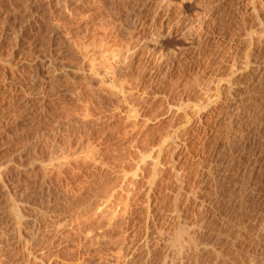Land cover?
<instances>
[{"label":"rangeland","instance_id":"1","mask_svg":"<svg viewBox=\"0 0 264 264\" xmlns=\"http://www.w3.org/2000/svg\"><path fill=\"white\" fill-rule=\"evenodd\" d=\"M103 4L105 5V7ZM186 4L193 5V10H191V12L190 11L187 12V10H185ZM26 8L28 9V11L26 10ZM210 13H212L213 15L220 14L219 16H221V18L223 17L222 25L225 23L224 24L225 27L227 26L228 28L232 24L229 23L230 25H228L227 20L228 22L234 21V26H235L234 44H233L234 63L237 61V64L235 63L237 67L234 65V82L236 83V84L234 83L235 84L234 89L236 90V91L234 90L235 108L232 106L231 107L227 106L228 110L227 107L224 108L220 106V103L221 104L224 103V98L223 96H221L220 98L216 97L217 94L214 90L215 89L214 79L210 78L212 77V75L208 74L207 76H210L208 77L209 79L206 76V78L204 77V79L202 80L203 77L201 78V74L199 73L200 70H202L201 66L202 65L204 67L206 66L205 64L206 62L209 64H212L213 62V64H215L214 63L215 60L216 62L220 60L217 58V55L214 53L216 50L215 47L216 43H214L215 41L210 43V45L208 46L209 48L207 47V49H209L207 50L208 51L207 54H209L207 58L209 59H206L207 54L204 56L203 51H201L203 49V45H202L203 43H200V41L202 42V39H199L200 36L198 35L201 31V28L204 27V24L207 21ZM223 19H226V21L224 20L223 22ZM263 20H264V0H0V174L3 177L5 176L6 178L5 179L0 176V188H1L0 189L1 190L0 191V198H1L0 226L2 225L0 228L2 229L4 228V230H8V231L10 229V233L13 230L16 231L15 227H13L15 224L13 223L14 220H13V216L10 215L11 213L10 211H12L13 206L17 207L18 206L17 204H19L18 206L19 208L17 207L18 209L22 208L20 209V211L22 212L23 210L27 211L26 212L27 215L23 212L26 216L22 214V212L21 214L23 215V220H25L23 221V223L26 222L28 223V225L27 223L25 225L22 224L23 226H21L20 232L17 230L18 233L14 232V234L11 235V234H7L9 233L7 231L6 234L3 233L4 236L1 235V239H4L3 240L4 242L0 239V247L2 245L0 251L2 249L3 251H1V254L2 252L4 253L5 251L6 254L3 255L6 256L8 255L7 258L6 257L4 258L6 259L5 260L6 264H7V259L8 261L9 260L11 261V262L9 261L8 264L11 263L19 264V263H15L16 261L14 260L15 259L14 257L21 253L23 254L22 256L24 257L25 252H27L31 257V258H29V256L26 257V255H28L26 254L25 257L28 258L27 260L29 259L31 260L32 257L34 258L32 259L33 262L29 260L31 262V263L29 262L30 264L32 263L43 264L42 260L46 259V257L49 258L51 262L53 261V264L54 261L55 262L58 261L61 264V262L63 261L62 259H64L66 255L67 257L70 256L69 261L66 260L68 259L66 257V259H64V262H62V264L64 263L76 264L77 262L82 261V260L77 261V258L79 256L81 257V255H83L82 257L86 258V260L83 258V260H85L84 264H87L89 260L91 261L88 264H91L93 261L95 262L97 259L98 262H96V264H98L99 261L100 264H107V263L113 264L114 258L117 260V257L120 256L121 253V252H117L118 250L120 251V248H122L119 245L124 244V242L126 243V240H128L130 237L132 240L130 243L129 242L130 239H129L128 243L130 244V246L131 244H133L132 249L133 246L136 245L134 248L135 251L132 250L130 246L126 249V246L128 244L127 245L124 244L123 247L125 245L126 246L124 247L125 249L122 248L121 250L123 251L121 253L122 255L128 253L127 250L129 249L130 251L129 255L132 250V254L133 252H135L136 253V254L134 253V255H136L135 257L139 258L140 256H138L137 254L139 253L140 255L141 252L140 249H142L140 247H143V250L144 249L147 250L149 249V247L157 248L156 244L157 242H159L158 247L160 245L162 246L163 243L167 245L166 246L164 244L163 247H159V248H162L163 250H168V252L172 251V254L174 252L178 254L180 253L178 256V261L176 260L177 254L175 253L174 255L171 254L172 256L170 255L171 257L167 259V261L169 260V262L170 259L171 262L173 259L172 262L173 264H178L179 260L180 263L183 264H195V263L196 264L198 263L226 264L225 261L228 262L227 264H235V263L240 264V262L241 264H250L251 262L252 264H261V262L262 264H264L263 262L264 261V248H263L264 247V228H263L264 227V95H262L264 94V86L262 85L264 84V78L262 79L263 81H260L263 83L260 84V82L258 83V81L257 82L254 81L255 82L254 85L253 80H261L259 79L260 77L258 75L257 76L255 75V77H257L258 79L257 78L252 79L251 77L252 83L249 82L251 81V79H249L250 78L249 73L247 72L249 71V69L246 70L244 68L246 66L245 62H247L246 59L249 53H253V52L258 53V56L256 57L259 58H256V61L258 63H260V61L261 63L262 61L264 62V57H263L264 32L262 29L264 25ZM119 23L120 25L122 24L123 26H120ZM159 27H163V28L162 30H159L157 32L156 29ZM235 28L238 32L235 30ZM175 31H177L176 36L171 40H167L164 45L165 47L161 49V47L159 46V42L161 41V39L158 38V36L161 35V32L166 34L165 36L166 38H169ZM186 38L189 39L187 40V42H185ZM229 46L230 45H228V47ZM228 47H227V51L229 52ZM183 48L186 49V51L188 52L190 51L191 54L186 52L185 53L186 55H183V57L186 58L185 59L186 61L184 59H183L184 61L179 60L177 62V65H180V62L181 65L184 64L183 67L186 73L185 72L180 73L181 72L180 69L179 71L177 70L178 73H176V69L173 70L175 71L173 72V74L172 72H168L169 67L166 68V66H168L167 63L171 62L172 60L176 62L177 60L174 58L173 52H176V50ZM192 53L194 55H192ZM199 53L202 54L198 55ZM213 54H215L216 56H213ZM203 56L205 60H203ZM41 67H43L42 69H45L47 67V70L45 71L43 76L40 75L39 68ZM211 67L214 68V66L212 65L210 66V68ZM238 67L240 68L239 71L237 69ZM198 68H200V70ZM196 69H198L197 72L195 71ZM227 70L225 71V73L226 72L229 73V71ZM211 72H213V70L209 71V73ZM168 73H171L172 75ZM195 77L200 78L201 82L198 79L197 81ZM207 79L209 80L208 82ZM248 79L249 81H247ZM210 80L211 83H209ZM239 80L241 81L238 82ZM194 82L196 84L198 82L199 83L203 82L202 85H204L205 83L207 85L211 84L210 85L211 87L205 84L200 88V86L196 85ZM237 82L238 83L242 82V83L238 84ZM251 84L254 85L255 89L254 87L253 90L251 89L252 88ZM213 86L214 88H212ZM256 86H259L258 88L261 90V92L259 89L256 90L257 88ZM47 87L48 88L50 87L51 89L49 88L50 89L49 90ZM204 87H206V89ZM43 91L46 94L43 93L42 96L40 92ZM253 91L255 92L254 94L256 95L252 94ZM247 92H249L248 95ZM251 99L254 100L252 101ZM129 105L136 106V108L137 106L139 107L138 109H140L141 111L137 114V116H133L131 112L128 113ZM195 105L197 108L195 107ZM252 105L253 107H251ZM140 107H142L143 109H141ZM213 108L216 109L215 110L216 113L218 109V111L221 113V115L219 113L220 117L223 116L224 112H226L227 114L230 113V115H227L225 113L226 115L224 114L225 116H223L225 117L227 122L223 117L220 118L219 115L215 114ZM229 108H231V110H229ZM142 111L146 114L141 113ZM247 112H249L250 114L249 113L247 114ZM130 113L131 115H129ZM242 114L244 115L243 118L241 116ZM213 115L215 117L217 115L220 119L217 117L216 118L212 117ZM247 115L250 116V119L249 117H246ZM227 116H231V117L227 119ZM227 123H230V125L228 124L229 130H227L228 127ZM231 123L233 126L231 127L232 130H230ZM81 128L82 130L84 129V131L82 132L88 133L90 131L89 132L90 136L92 134L91 137L90 136L88 137L87 134L85 138H83L84 141L88 139L89 141L88 146H90V148H91L90 143H92L93 140L95 141L97 139V141L93 143L95 144L96 148L95 147L93 148L92 146L91 149L92 150L96 149L97 151L100 149L99 151L102 152L99 153L103 154V155L100 154V156L103 157L100 158L94 157L95 160H93V162L96 161V159L100 162L101 160L99 159L103 158L102 159L103 162H106L104 165L103 162L102 164L101 162L99 163L101 165L97 164V161L91 163L92 160L91 162H89V164H87L88 162L85 161L86 158H84L83 156L85 154H82L84 159L81 158V154H80V152L82 151L81 150L82 146L83 145L87 146V144L85 143L81 147H79L82 143H84V141L81 144L78 143L80 145L77 146V142H78L77 139H76L77 142H75L76 146L75 145L72 146L79 148L75 149L72 147L73 150L67 153L73 155L72 154L73 151L78 150L79 152H77L76 155H74V158L76 159L77 157L75 156H78V154H80L78 156L79 157L78 159L81 158L82 162L78 161V159H77L78 162L76 161L77 163L80 162L79 163L80 165L75 163V161L69 163L67 162L69 160L66 161L65 160L66 158L65 159L64 157L62 158V156H65L64 154H62V152L63 151L65 152L66 149L68 151V148L71 147L70 145L74 144L73 141H71L73 143L69 142L68 136L71 134L72 131L75 132L76 130L79 129L81 131ZM223 128L226 131H230L231 134L232 132L234 133L231 136L229 133H226V131L223 130ZM87 129L89 131H85ZM67 130H69L70 132ZM91 131L93 133H91ZM66 136L68 137L67 140H66L67 138ZM92 137L94 138L91 139ZM224 137L225 139H222ZM229 137H233V139L230 138L229 140ZM75 138L76 137L73 138L74 141ZM90 139L92 140V142ZM65 141L67 142L66 145L70 143L69 145L70 147L69 146L67 148L65 147L66 149L64 150V147L63 149L61 148L62 146L65 145ZM230 141L232 144L230 143ZM98 142H100V144H98ZM226 143L228 145H226ZM146 144H148L149 146L148 145L146 146ZM148 147L149 148L153 147V148L149 149ZM233 147L234 149L231 150ZM146 149H148L147 152L145 151ZM58 152L59 153L61 152L60 157ZM95 153H97V155L94 156L99 157L98 152L95 151ZM71 155L69 158L71 157L73 158V156ZM147 155L151 156L150 157L151 159L149 158V156L147 158ZM143 156L144 157L146 156L145 158L147 159L144 160ZM58 157L60 158L59 160L61 162L62 160H65L67 162L64 163L63 161L62 163L64 164H62V167L60 165L61 167L60 169L62 170L64 177L65 175H68L69 172L74 171V169L71 168L70 165H68V163L69 164L73 163L76 167L78 165L79 167L77 168L78 172L77 170H75L76 171V172L74 171L75 173L74 172L70 173L69 177L67 176L65 177V179L62 178L63 176L61 177L60 175L62 173L61 171L60 172L58 171L60 174H56L58 173L56 169L57 168L56 164L60 163V161H58V163L57 161H55L56 162L55 163L53 160H56ZM153 157L155 160L153 159ZM142 159L144 160V163L142 162L143 161ZM86 160L88 161L89 159ZM155 161H157L156 163H158V164L155 163V165L157 166L153 165ZM83 162L84 164L88 165L87 168H90L91 169L90 171H88V169L87 170L85 169L86 166L83 164ZM91 164H93L94 167L96 165L97 168L96 167L92 168ZM44 165L45 166L47 165L49 168L47 166H46L47 168H45ZM52 166L55 168H53ZM64 166L66 168H64ZM101 166H103L102 169L100 168ZM52 168L54 171L52 170ZM62 168H64L67 172L64 171ZM92 169L93 171L94 169H97L95 171L96 173L97 172L98 173L93 174ZM80 170L82 173L80 172ZM120 170H123V173ZM42 171L44 172L42 173ZM51 171H53L52 172V174L54 173L53 175L50 174ZM87 171L89 173L92 172L91 175L89 174V178L86 177L88 176ZM118 171L120 172L117 173ZM154 172L155 174H153ZM76 173L77 174L81 173V175L78 174V177L80 179L76 176L75 177L72 176V174L77 175ZM83 173L87 174L85 177L91 180L93 179L91 178L92 176L96 177L99 174V176L101 175L103 177L102 178L100 176V178H102V182L105 177L106 178L108 177V179L106 178L104 179L106 183L107 180L108 181L111 180L110 182L113 183L114 180L117 181V179H119L118 177L120 178L125 177L123 176L124 173H126L128 176L127 178L126 177L123 178L122 181H120L122 178L119 180L121 182L120 184L124 185L123 188H121L122 185H119V181H117L119 187L117 186V183L114 186L115 189L118 187L116 189L117 191H121L119 192L120 194L118 193V196H116L117 191H114L111 197L109 194H112V192L108 193V191L106 190L109 195V198L107 199L106 194H103L102 195L103 201L102 203H100V199L102 200V196L98 195L99 194L98 191L102 192L103 190L102 189L98 190L94 188H99L96 186H100V188H103L102 184H106V183L101 182L100 185L99 182L101 180H99L100 179L99 176H97L99 179L97 177L96 179L94 178V180H99V182L96 181L97 183L94 180H93L94 182H91V180L87 181L86 178L84 179V175L82 178ZM120 173L121 175L122 174L123 175L120 176L119 175ZM43 174L45 175L50 174L48 177L52 181L53 183L52 185L51 183H49L51 181L48 182L46 180L47 177L45 175H44L45 177L44 176L42 177ZM56 175L59 176L57 177ZM40 177L45 179L42 180V178L40 179ZM70 177L71 178L73 177L71 179L73 180V182L70 180ZM66 178H69V180H66ZM60 179L61 181L62 180H64L65 182L67 181L66 183L68 184L70 183L68 187L71 185L70 189L76 188L77 191L75 189L76 192L74 191L75 193H73L74 189L70 191V189L67 186H66L67 188L64 187L65 185H67L64 181L61 183L65 185L64 186L61 185ZM129 179L134 182L132 183V181H130ZM152 179H153V184L151 185L150 181ZM74 180L77 181L74 182ZM80 180L81 182L85 181L82 183L83 185L87 182L90 183H87V185L83 186L81 182H79ZM59 183L60 185H58ZM71 183L73 184L76 183L77 185L75 184V186L72 187L73 184ZM95 183L96 185H94ZM112 183L111 185L109 182L107 184L112 186ZM48 184L51 185V186L49 185L50 187L52 186L54 187L52 191L55 194H53ZM79 184L82 186H80ZM109 185H107L106 188L104 186V191L105 189H107ZM89 186L90 187L92 186L94 190L91 187L87 192L89 195L88 194L86 195V192L83 193L82 191L85 190L84 188H86L85 191H87ZM47 187L49 188L48 190L49 192H47L46 194L44 193V191L45 192L47 191L48 189ZM80 187H82L81 190L78 189ZM60 188H63L65 192L62 191L63 189L60 190ZM5 189L7 190L8 194L6 193ZM59 190L61 191V193ZM78 190H80L82 192L81 194L84 195L82 196L81 194H79ZM90 190L91 192L93 191L95 192L94 194H96V197L101 196V198L95 199V196L90 197L91 195H93V194L90 195ZM67 191H69V193ZM2 192L6 193L5 194L6 196H2L3 195ZM48 193L50 194L51 197L49 196ZM57 193L58 195L59 193L61 195V196H57L59 197L58 199H56L55 196ZM63 193L64 194L67 193L69 197H66L67 195H64ZM45 194L48 197V201H50L49 199L52 198L54 201L56 200L55 201L56 203L53 200H51L54 202V204L53 202L50 201L51 206L55 205L54 207H52L54 209L52 208L48 209V206L50 207V205L47 206V203L45 204V202H47V199H44L47 198ZM14 195L15 197L13 199L12 197ZM70 195L72 198L74 197L75 201L79 195L81 196L78 197V201L73 202L72 201L73 199L72 200L70 199L71 198ZM16 196L18 197L17 199ZM84 196L86 197L88 196V198L90 197L89 200L95 199L96 202L95 200H93L95 203L97 204L99 203V205L102 204L103 206L100 205L98 209H96V207L93 208V206L92 207L90 206V208H93L90 209L89 211L91 213L90 214L89 212L87 213L89 214V216L85 215L86 211L84 209L87 207L85 205V202L87 201L88 203L89 200L81 201V198H83ZM113 196L114 199L115 197L117 198L119 197V198L116 200H111ZM26 197L29 198L27 199ZM62 197H64V200ZM86 197L84 198L86 199ZM8 198H10L11 200H9ZM67 198L72 202L73 205L74 204L79 205L80 208L82 203L80 204L79 200L81 202L85 201L81 209L76 207L78 211H83V210L85 211V214L84 211L80 212L84 216L78 213L77 215L80 214L82 216V217L78 216L81 219L76 217L77 215L74 216L75 218L73 216L72 217L74 218V220L77 221L76 223L87 222V224L85 225H87L89 229L93 227L94 229H91L92 231L88 230L90 231V233L93 232L97 236L98 234H100L99 236H102L104 230H106L107 233L109 231L111 232L110 228H108L107 230L108 225L110 227V225L112 226V223L114 224L116 223L114 221H118V223H116L115 226L121 223L122 225H119V227L121 226V229L125 230L126 235L124 236L123 232H121L120 234V228L116 229V227H114L113 224L114 228L112 227L111 228L114 229L113 230L114 232L115 230H117L115 232L116 235L114 232H112L114 234H110L109 232L110 235H108L106 238V240H108L109 242L107 241L106 243L110 244L111 238H113L114 236H118V237L115 238L117 239L116 241L112 240L114 241L113 244L110 245L108 244L110 246V248H108L109 246L105 243V241L101 240V237H99L101 240L100 243L99 238L95 235L93 236L92 235L93 233H91L90 235V233L86 231L87 230L86 226L82 224L84 225V226L81 225L83 231L80 228H79L80 230L79 229L78 230L86 234L89 233V236H91V240L94 239L95 237L96 239V240L94 239L95 244H97L98 242H99L98 244H102V246L100 245L101 247H99L98 245L94 246L93 245L94 242L91 244L89 242L91 240H89L87 235V237H85L88 238L89 240L88 241L89 243L87 244L88 246L92 245V248L86 246L88 247L87 250L85 247L86 253L82 251L83 253H85L86 255L85 256L82 252H80L81 249H79L78 247V245L81 244H76L79 242L77 241L75 243L74 240L76 241L80 239L79 238L80 235L83 234L82 235L83 240L82 237L80 239L82 240V242L79 240L81 243H83L84 241L87 240L84 238L86 234L82 232L79 233V231L76 230L80 234L78 235L75 229H77L79 225L76 224L74 220H73V224H71L72 220L69 219L71 222H69V220H66L67 218L71 217L70 212L69 214L67 213V211H69L70 209L69 208L70 201ZM18 199L20 201L22 200L23 201L18 203L17 202L19 201ZM34 199L37 202L35 205L36 210L39 207L38 206L39 204H41V206L43 207L40 208L41 207L40 206L37 212L33 207L34 212H36L34 213L35 215L38 214V212L40 211H41L40 212L41 215L42 209H46V208H47L46 210L49 213H51V214L48 213L49 216L47 214L45 215L46 210L45 212L43 210L44 213H42V217H41L42 219L38 214L37 216L39 218H37V216L36 218L42 220V221L38 220L39 222L38 225H36L38 223L36 222L37 220L36 221L34 220L36 219L33 216L34 214L28 215L29 212L33 213L31 212L33 210L31 207H32V202L35 201ZM38 199L39 200L42 199L41 201H43L42 202L43 204L40 203L41 201H39ZM59 199L64 202H60ZM8 200L9 202H5ZM91 200L89 202L94 203ZM4 202L7 203L8 205H6ZM29 202L31 203V205L29 204ZM91 203L90 205H93ZM58 204L61 205L58 206L59 209L65 208L63 206L66 205L67 207L68 205L67 207L68 210H66L67 208H65L63 209L65 210L64 212L61 209L62 210L61 212V210L55 208ZM8 207L9 208L11 207V209H9ZM107 207L108 209H106ZM6 208H8V210ZM88 208L89 207H87L86 210ZM55 209L57 211L54 212L55 214L58 213V211H60L58 213L59 216H61V217L58 216L59 219L58 218L56 219L58 214L54 215L53 211L50 212L51 210H55ZM103 210H105L104 213H102ZM63 212L66 213V217L62 216L64 215ZM92 212L95 214H93ZM96 213L100 215L98 216L96 215ZM31 215L33 218L28 217ZM85 216L86 217L88 216L87 218L89 219L91 218L94 220V221L90 220L93 221L91 222L92 226L88 224L89 221L85 219L86 218ZM24 217H26V219ZM72 217L71 219H73ZM8 218L9 219L12 218L10 219L11 221L9 222H11V224L13 223L14 224V225L12 224L13 226L8 222L9 220ZM43 218H45L44 220L45 222L48 220L46 224L43 222ZM60 218L61 219L64 218L63 219L64 221L61 220ZM82 218H83V222H81ZM109 218L112 219L111 220L112 223ZM127 218L129 219V222L130 220L132 221L130 223L129 222L127 223L129 225L126 224V222L128 221ZM180 218L182 219L181 222H180ZM32 219L34 222L32 221ZM52 219L55 222L57 220L58 224H60L58 221L62 222L61 223L62 225L64 224L63 222H65V224H67L68 227L70 226L71 228L72 225L76 224V227L78 225L77 228H74L75 226H73L72 229L67 227V229H69L70 231L65 229L66 227H63L65 230H67L70 233H74V232L75 234L77 233L76 234L77 236L75 235L76 239L70 237L75 243V246L73 245L74 243H72L71 239L66 237L67 235L60 233L63 232L62 230L64 229H61V231H55L54 233V230H56L57 228L59 229V227L60 228L62 227L60 226L61 224L59 226L54 227L57 223L53 222ZM124 221L125 223L123 226ZM40 222L41 223L43 222L42 224H44L45 226L49 223L50 226L52 224H55L54 226L52 225L53 228L55 229L54 230L52 229L53 230L52 232L51 227L49 225L47 226V229H44V226ZM66 222H69L71 225H69ZM199 222L200 225H197L199 224ZM32 223L33 225H31ZM235 224L236 225L240 224L238 225L240 227L239 230L237 229L238 226H236ZM26 225L28 227L31 225V227L28 228ZM231 225H233V227ZM7 226L9 229L6 228ZM10 226L12 227L10 228ZM33 226L36 228L34 229ZM37 226H39V228ZM128 226H130L131 230L129 229ZM25 227H27L29 230L34 229L35 232L38 233L35 234V232L32 231L34 232V235H36V237L33 236V238H35V240L37 239V241L39 240L43 242L40 245L42 247L43 245H45L44 246L45 248L43 247L41 248V251H39L41 246L39 245V247H37L38 245H36V247L34 246V248L37 249L34 250L32 248L31 250V247L33 245L29 246V243L27 242L29 238L27 237V235L28 236L31 235L32 232L30 231V233L27 234L29 231L27 229L25 230ZM158 227H160L159 228L161 230L160 232L161 233L163 232L162 233L163 236H161V233L158 234L159 231L157 229ZM172 227L174 228L173 230ZM226 227L230 231L227 230ZM258 227H260L261 229H258ZM37 228H38V232H37ZM41 228L43 231L44 230L47 231H44L43 233ZM126 228H128L127 230H129L127 232L128 234L126 233L127 231ZM152 228L154 230H151ZM2 229H0V232H3ZM39 229L42 231L43 234H45L48 231L50 233L49 232L46 233V235L47 234L49 235L45 237V235H42ZM101 229L104 230H102L101 232ZM156 229H157V233H156ZM167 229L169 230V232ZM240 229H242V231ZM164 230L167 231L165 232ZM237 230L238 232L241 233L238 234ZM24 231H26L25 234L26 237L25 235L23 236V234L25 233ZM39 231L41 234L39 233ZM94 231H96L98 234ZM106 231L104 232L105 235L107 234ZM148 231L150 233L153 231L155 232L152 233L153 236L155 235L154 237L155 239L152 237V234L150 235ZM183 231L185 233H183ZM203 231L204 233H202ZM228 231L229 233H232L231 231H233V233L229 234ZM136 232L139 233V235L135 234ZM191 232L193 235L190 234ZM15 233L18 235H15ZM51 233L53 236H55V238L52 235H50ZM57 233L60 235V237L61 236L63 237L65 235L66 239L63 238V240L64 239L67 240V241L64 240L67 243L61 240L62 237L61 238L57 237L58 239H60V241L58 243L59 245L56 244L58 242V239L56 238ZM63 233L66 232L64 231ZM140 233L142 234L140 235ZM201 233L203 236L201 235ZM242 233H244L243 236ZM225 234L229 237L230 235H232L231 239L228 238ZM237 234L239 236H236ZM37 235L41 237L39 238ZM72 235L74 236V234ZM105 235L103 236L104 239L106 237ZM121 235L124 236L125 238H127L128 235L130 237L128 236V239L125 240V238L123 237L119 238ZM136 235H138V239L133 238L134 236L137 237ZM149 235L150 237H148ZM10 236L14 238L13 240H16L18 242V243L16 241L14 242L12 240L14 244L16 243L15 245L18 248L22 246L21 249L23 250L25 249L26 251H23L19 248L18 250L19 251L21 250L20 251L21 253L17 252L19 253L17 254L15 252L17 250L15 249H14L15 251L13 250V248H15L16 246L10 244L12 243L10 242L11 241L10 238L12 239V237ZM17 236L19 237L18 239L16 238ZM50 236L52 237V239L49 238ZM166 236L171 238V239L168 238L169 241L167 243L170 242L169 244H167L166 241H163L167 238ZM7 237H10L8 238V241H7ZM140 237L141 238L144 237L142 241ZM158 237L160 239H158ZM247 237L249 238V240ZM53 238L54 240H56V243L54 242ZM42 239L44 240L42 241ZM133 239L134 240L137 239L139 243L137 240H135L133 243ZM5 240L10 245L7 242H5ZM24 240L26 244L23 242ZM120 240L123 241V243H121ZM150 240L152 241V243L150 242ZM197 240L199 243L197 242ZM237 240L238 242H236ZM48 241L50 242L52 241L57 245V247L55 245L54 248L52 246L54 244H51V246L49 244H44L45 242L50 243ZM61 241L64 242V245L66 247L69 246L71 249L69 247L66 248L64 245H62L61 243L63 242ZM68 241L71 242L68 243ZM119 241L121 244H119ZM160 241L163 242L161 243ZM102 242H104L105 244ZM149 242L150 244L155 243L154 246L151 245L152 246L151 247L148 244ZM180 242L183 244L180 245ZM233 242L235 243V245H233L234 244ZM1 243L6 244V245L4 244V249H3V244ZM228 243L230 245H228ZM116 244L118 245L115 246ZM225 244L227 245L225 246ZM237 244L240 245L237 246ZM11 245H13V248H10ZM46 245L52 247L53 250L51 248L49 249V247H47ZM60 245L61 247L64 246L66 248V252L64 251L65 248L62 251L63 247L61 248ZM105 245L107 247V248L105 247V249L107 250L104 252L103 247ZM112 245H114L113 248L115 247L118 248L117 250L116 248L114 249L116 250V255H113L111 253L113 250L110 252V254L114 256V258L110 254H108L109 253L108 251L113 249ZM176 246L178 248H176ZM93 247H97V250L95 249L96 252L99 250L98 248H101V250L103 248V251L100 252L101 251L100 250L96 253L93 250ZM240 247L242 250L239 249ZM5 248L8 250L10 249L11 251L10 250L9 251L11 253L8 250H5ZM60 248L61 250H58ZM231 248L233 249V252ZM256 248H258V250ZM89 249L92 250L90 251ZM67 250L69 255L67 253ZM70 250L72 251L75 250L76 253L78 250V253L74 254L73 252L75 251L72 252ZM137 250L140 252H138ZM212 250H214L215 252H213ZM46 251L48 252L50 251L51 253L50 252L48 253ZM54 251L59 252L61 255H57L59 253L56 254ZM87 251L90 254L93 253L94 257L90 255ZM220 251L222 254L220 253ZM222 251L225 252L223 253ZM53 252L57 256H54L55 254H53ZM70 252H72L76 256L78 255V257L75 258L74 261H72L73 256H71L73 254L72 253L70 254ZM255 252H257L258 254ZM46 253H48L47 254L48 256L46 255ZM98 253H100L99 254L100 256H98ZM106 253L110 255L109 257L113 258L112 262L110 261L112 260V258L109 257L108 259L106 258L108 256ZM118 253L119 255L117 256ZM230 253H234V254L236 253L237 254L236 258L234 257L235 256L234 254H230ZM1 254H0V258L1 256H3ZM40 254H42L41 256H43L44 258L41 257ZM94 254H97V256ZM104 254H106L107 256ZM216 254L218 255L220 254L221 257L218 258ZM227 254L230 255L227 256ZM63 255L64 258L62 257ZM101 255L104 256L105 259L102 258ZM127 255H124L125 257L124 256L122 257L126 258L125 260L135 259V257L134 258L131 257L130 259L129 255H128L129 258L126 257ZM223 255L224 256L226 255L227 257L226 256L224 257ZM259 255H261L262 257L260 258ZM22 256L19 255V258L21 260L19 258L18 259L20 261L17 259L18 257L17 256L16 257L17 261H19L21 264H26V263L29 264L28 261L25 260V257L24 259L21 258ZM183 256H185V258ZM222 256L224 257V259ZM230 256L232 258L234 257L233 258L234 260ZM12 257L14 258L13 260L11 259ZM88 257L91 259H89ZM122 257H119V259L121 258V261L118 259V261L116 262L120 261L119 263H121L123 261L122 264H124V262H127L124 260V258L122 259ZM215 257L217 258L215 259ZM70 258H72L71 262H70ZM87 258L89 259L88 261ZM92 258H94L93 261ZM2 259H0V264L4 262V260ZM22 260H25L26 263H24V261ZM36 260L40 262H37ZM174 260L176 261L174 262ZM232 260L234 262H231Z\"/></svg>","mask_w":264,"mask_h":264},{"label":"bare ground","instance_id":"2","mask_svg":"<svg viewBox=\"0 0 264 264\" xmlns=\"http://www.w3.org/2000/svg\"><path fill=\"white\" fill-rule=\"evenodd\" d=\"M27 3H28V2H27ZM94 3H95V2H94ZM103 3H104V2H103ZM96 4H97V3H96ZM101 4H102V3H101ZM26 5H27V4H26ZM103 5H104V4H103ZM109 5H110V4H109ZM20 6H21V5H20ZM27 6H28V5H27ZM96 6H97V5H96ZM25 7H26V6H25ZM25 7H24V8H25ZM104 7H105V5H104ZM26 10L28 11L27 8H26ZM30 10H31V9H30ZM49 10H50V9H49ZM185 10H187V12H189V11L191 12V10H193V5H192V4H186V5H185ZM233 12H234V11H233ZM219 13H220V12H219ZM211 14H212V13H210V15L208 16V19H207V21L205 22L204 27L201 28V31H200V33H199L198 36H200L199 39H202V42H201L200 40H199V41H200V43H203V44H202V45H203V49L201 50V51H203V53H204L203 55L205 56V55L207 54V52H208L207 50H209V49H207V47L210 45V43H212V42L215 41L214 43H216V44H215L216 50H215L214 53L217 55V58L220 59V60L217 61V62H216V60H215V62H214L215 64H213L212 61H211L212 64H209V63L206 62V63H205L206 66H205V67H204L203 65L201 66L202 70H200V68H198V69L200 70L199 73L201 74V78L203 77L202 80L204 79V77L206 78V76H207L208 74H209V75H210V74L212 75V77L207 76V78L210 77V78L214 79V84H215V85H214V86H215V89H214V90H215V92H216V94H217L216 97H217V98H220L221 96H223V98H224V103H222V104L220 103V106H221V107H224V108L227 107V106H228V107H231V106L234 107V99H235V98H234V90H235V89H234V86H235V84H236V83L234 82V65L236 66V64H237V61L235 62L236 64L234 63V45H233V44H234V27H235V26H234V21L228 22V20H227L228 25H230L229 23H232V24H233V25L231 24V26H229V27L227 28V26L225 27V25H224L225 23L223 24L224 26L222 25V18H223V17L221 18V16H219L220 14H218V15H217V14H214V15L212 14V15H211ZM233 14H234V13H233ZM233 14H232V15H233ZM119 20H120V17H119ZM121 20H122V19H121ZM224 20L226 21V19H223V22H224ZM232 20H234V19H232ZM115 21H116V20H115ZM118 22H119V21H118ZM242 22H243V21H242ZM116 23H117V22H116ZM121 23H122V22H121ZM263 23H264V20H263ZM239 24H240V23H239ZM119 25H120V23H119ZM226 25H227V24H226ZM120 26H123V25L121 24ZM162 26H164V25H162ZM236 26H237V25H236ZM242 27H243V26H242ZM162 28H163V27H159V28L156 29V31L158 32L159 30H162ZM229 28H231V29H229ZM237 29H238V28H237ZM262 29H263V32H264V25H263ZM235 30H236V28H235ZM202 31H203V32H202ZM236 31H237V30H236ZM237 32H238V31H237ZM162 33H163V32H161V35L158 36V38L161 39V41L159 42V46L161 47V49H162L163 47H165L164 45H165V42H166L167 40H171V39H173V38L176 36L177 31H175V32H174L169 38H166V37H165L166 34H165V33L162 34ZM235 34H236V33H235ZM183 35H184V34H183ZM183 35H182V36H183ZM182 40H183V39H182ZM187 40H189V39L186 38V41H185V42H187ZM158 41H159V39H158ZM183 41H184V40H183ZM200 43H199V44H200ZM190 45H191V44H190ZM202 45H201V48H202ZM216 45H217V46H216ZM228 45H230V46L228 47ZM227 47H228L229 52L227 51ZM196 48H197V47H196ZM208 48H209V47H208ZM186 49H187V47H186ZM186 49L183 48V49L176 50V52H173V53H174L173 56H174V58L177 59V60H176V62H174V61L172 60L171 62H168V63H167L168 66H166V68L169 67L168 72H172V74H173V72H175V71H173V70H175V69H176V73H178L177 70L179 71V69H180V71H181L180 73L185 72L184 67H183L184 64L181 65V62H180V65H177V62H178L179 60L182 61L183 59H184V60L186 59L185 57H183V55H186L185 53L188 52V51H186ZM188 49H189V48H188ZM198 49H199V48H198ZM225 49H226V50H225ZM254 50H255V49H254ZM250 51H251V50H250ZM191 52H193V51H191ZM248 52H249V51H248ZM171 53H172V52H171ZM188 53H190V51H189ZM190 54H191V53H190ZM201 54H202V53H199L198 55H201ZM215 54H213V56H216ZM170 55H172V54H170ZM187 55H188V54H187ZM192 55H194V54L192 53ZM192 55H191V56H192ZM208 55H209V54L206 55V59H209V58H207ZM261 55H262V54H261ZM261 55H260V56H261ZM263 55H264V54H263ZM173 56H172V57H173ZM196 56H197V55H196ZM204 56H203V60H205V59H204ZM256 56H258V53H256V52L249 53L248 56H247V59H246L247 62H245V63H246V66L244 65V66H245L244 68H245L246 70L249 69V71H247V72L249 73V76H250L249 79H251V77H252V79H253V78L255 79V78H257V77H255V75H256V76L258 75V76L260 77L259 79H261V80H253V82H254V81H256V82L258 81V83H259L260 81H263L262 79L264 78V62L262 61V63H261V61H260V63H258V62L256 61V58H259V57H256ZM199 57H202V56H199ZM263 57H264V56H263ZM213 58H214V57H213ZM215 58H216V57H215ZM217 58H216V59H217ZM188 59H190V58H188ZM188 59H187V60H188ZM200 59H201V58H200ZM243 59H244V58H243ZM184 60H183V61H184ZM191 60H192V59H191ZM210 60H211V59H210ZM210 60H209V62H210ZM235 60H236V58H235ZM185 61H186V60H185ZM189 61H190V60H189ZM189 61H188V62H189ZM192 61H193V60H192ZM213 61H214V59H213ZM200 62H201V60H200ZM184 63H186V62H184ZM192 63H193V62H192ZM189 64H190V63H189ZM189 64H188V65H189ZM201 64H203V63H201ZM186 65H187V64H186ZM211 65L214 66V68L211 67V68H212V69H211V68H210ZM44 66H45V65H44ZM199 66H200V65H199ZM199 66H197V67H199ZM182 67H183V68H182ZM185 67H186V66H185ZM236 67H237V66H236ZM241 67H242V66H241ZM42 68H43V67L39 68V70H40V75H41V76H43V74H44L45 71L47 70V67H46L45 69H42ZM189 68H190V67H189ZM198 69H196L195 71L197 72ZM227 69H228V70H227ZM237 69H238V71L240 70L239 67H238ZM242 69H243V68H242ZM48 70H49V69H48ZM210 70H213V72L209 73ZM226 70L229 71V73H228V72L225 73ZM186 71H187V70H186ZM166 72H167V69H166ZM46 73H48V72H46ZM180 73H179V74H180ZM185 73H186V72H185ZM185 73H184V74H185ZM199 73H198V74H199ZM223 73H224V74H223ZM248 73H247V74H248ZM166 74H167V73H166ZM168 74L172 75L171 73H168ZM194 74H195V72H194ZM196 74H197V73H196ZM225 74H227V75H225ZM243 74H244V73H243ZM247 74H246V75H247ZM180 75H181V74H180ZM182 75H183V74H182ZM184 76H185V75H184ZM175 77H176V76H175ZM247 77H248V76H247ZM195 78H196V77H195ZM197 79L200 81V78H196V80H197ZM208 79H209V78H208ZM208 79H207V82L209 81ZM249 79H248L247 81H249ZM252 79H251V81H249V82L252 83ZM257 79H258V78H257ZM198 80H197V81H198ZM205 80H206V79H205ZM240 81H241V80H239L238 82H240ZM242 81H243V80H242ZM175 82H176V81H175ZM200 82H201V81H200ZM238 82H237V83H238ZM244 82H245V81H244ZM194 83H195V82H194ZM198 83H199V82H198ZM198 83H197V84L195 83V84L198 85V86H200V88L206 84V83H205L204 85H202L203 82H202V83H199V84H198ZM209 83H211V80H210ZM212 83H213V82H212ZM234 83H235V84H234ZM241 83H242V82H241ZM241 83H238V84H241ZM261 83H263V82H260V84H261ZM200 84H201V85H200ZM206 85H207V84H206ZM210 85H211V84H208L207 86H210ZM254 85H255V82H254ZM254 85L251 84V86H252L251 89H252V90H253ZM257 85H258V84H257ZM262 85L264 86V84H262ZM214 86H213L212 88H214ZM35 87H37V86H35ZM187 87H188V86H187ZM187 87H186V88H187ZM210 87H211V86H210ZM249 87H250V86H249ZM256 87H257L256 90L259 89V88H258L259 86H256ZM260 87H261V85H260ZM47 88H48V87H47ZM49 88H50V87H49ZM49 88H48V89H49ZM204 88L206 89V87H204ZM207 88H208V87H207ZM236 88H237V87H236ZM50 89H51V88H50ZM50 89H49V90H50ZM205 89H204V90H205ZM254 89H255V87H254ZM34 90H35V89H34ZM210 90H211V89H210ZM259 90H260V89H259ZM235 91H236V90H235ZM249 91H250V90H249ZM201 92H202V91H201ZM212 92H213V91H212ZM251 92H252V91H251ZM251 92H250V93H251ZM256 92H257V91H256ZM260 92H261V90H260ZM40 93H41L42 96H43L44 91H43V92H40ZM248 93H249V92H247V95H248ZM254 93H255V92L253 91L252 94H254ZM31 94H32V93H31ZM44 94H46V93H44ZM39 95H40V94H39ZM187 95H188V94H187ZM254 95H256V94H254ZM262 95H264V94H262ZM42 96H41V97H42ZM190 96H191V95H190ZM249 96H250V95H249ZM44 97H45V96H44ZM214 97H215V96H214ZM236 98H237V97H236ZM250 98H252V97H250ZM255 98H256V97H255ZM202 99H203V98H202ZM210 99H211V98H210ZM241 100H242V99H241ZM251 100H252V99H251ZM253 100H254V99H253ZM253 100H252V101H253ZM255 100H256V99H255ZM221 101H222V100H221ZM239 102H240V101H239ZM38 103H39V102H38ZM213 103H214V102H213ZM217 103H218V102H217ZM225 104H226V105H225ZM251 104H253V103H251ZM254 104H255V103H254ZM138 105H139V104H138ZM215 105H216V103H215ZM248 105H249V104H248ZM131 106H132V105H131ZM131 106L129 105V109H128L129 111H128V113L131 112L133 116H137V114H138L141 110L138 109V108H139L138 106H137V108H136V106H132V107H131ZM191 107H192V106H191ZM195 107H196V105H195ZM228 107H227V110H228ZM251 107H253V105H252ZM140 108L143 109L142 107H140ZM196 108H197V107H196ZM215 108H216V107H215ZM215 108H213V109H214V112H215V110H216ZM234 108H235V107H234ZM254 108H255V105H254ZM221 109H222V108H221ZM232 109H233V108H232ZM86 110H88V109H86ZM144 110H145V109H144ZM229 110H231V108H229ZM249 110H250V109H249ZM254 110H255V109H254ZM233 111H234V110H233ZM245 111H246V110H245ZM247 111H248V110H247ZM227 112H228V111H227ZM230 112H231V111H230ZM238 112H239V111H238ZM87 113H88V112H87ZM131 113H130L129 115H131ZM133 113H134V114H133ZM141 113H144V112L142 111ZM141 113H140V115H141ZM147 113H148V112H147ZM212 113H213V111H212ZM219 113H220V112H219L218 109H217V113L215 112V114L219 115ZM225 113H226V112H224V114H225ZM228 113H229V112H228ZM242 113H243V112H242ZM248 113H249V112H247V114H248ZM144 114H146V113H144ZM210 114H211V113H210ZM224 114H223V116H225L227 113H226L225 115H224ZM249 114H250V113H249ZM251 114H252V113H251ZM217 115H216V117L219 118L220 115H221V113H220L219 117H218ZM227 115H230V113L227 114ZM232 115H233V112H232ZM232 115H231V116H232ZM133 116H132V117H133ZM223 116H221L220 118H222ZM231 116H227V119H228L229 117H231ZM238 116H239V115H238ZM241 116H242V118L244 117L243 114H242ZM142 117H143V115H142ZM195 117H196V116H195ZM197 117H198V116H197ZM212 117H215V116L213 115ZM216 117H215V118H216ZM246 117H249V119H250V116L247 115ZM220 118H219V119H220ZM223 118L225 119V117H223ZM233 118H234V116H233ZM136 119H137V118H136ZM195 119H196V118H195ZM201 119H202V118H201ZM244 119H245V118H244ZM247 119H248V118H247ZM195 121H196V120H195ZM195 121H194V122H195ZM225 121H226V119H225ZM232 121H233V120H232ZM226 122H227V121H226ZM226 122H225V123H226ZM239 122H240V121H239ZM243 122H244V121H243ZM255 123H256V121H255ZM228 124L230 125V123H227V126H228ZM234 124H235V123H234ZM237 125H238V124H237ZM70 126H71V125H70ZM224 126H225V125H224ZM224 126H223V127H224ZM227 126H226V127H227ZM257 126H258V125H257ZM226 127H225V129H226ZM231 127H233V126H232V123H231V126H230V130H232ZM239 127H240V126H239ZM71 128H72V127H71ZM228 128H229V126L227 127V130H229ZM76 129H77V128H76ZM225 129L223 128V130H225ZM73 130H74V128H73ZM223 130H222V131H223ZM256 130H257V129H256ZM64 131H65V130H64ZM67 131H69V130H67ZM82 131H84V129L82 130V128H81V131H80V129H79V130H76L75 132L72 131L71 134L68 136L69 139H68V137L66 136V137H67L66 140L68 139L70 143H73V142H74V144H71V145H70V143H69L68 145H66L67 142L65 141V145H66V146L63 144L64 146H62L61 149H63V147H64V150H65L69 145H70L71 147L69 146L70 148H68V151H67V149H66L65 152H64L63 150H61V151L64 152V153L62 152V154L65 155V156H62V158H63V157H64V159L66 158V159H65L66 161L69 160V161H67V162H69V163H70V162H73V161H75V163H77L78 161L82 162V161H81V160H82L81 158H83V156H84V158L90 160V161H89V160L87 161V160L85 159V161L88 162L87 164H89V162H91V160H92L91 163H94V162L97 161V164H99L100 162H101V164H102V162H103L102 159H103V158H102V159H99V160H101L100 162H99L97 159H96V161L93 162V160H95L94 157H95V158L103 157V156H100V154H102V153H99V152H102V151H99L100 149H99L98 151H97L96 149H93V150L91 149L92 146H93V148H94V147L96 148L95 144H93V143H94L95 141H97V139H96L95 141L93 140V142H92L91 139H93L94 137H92V138L90 139L91 142H92V143H90V144H91V148H90V146H88V145H89V141H88V139L85 140L86 142L83 140V138H85V136H86L87 134H88V137L90 136V134H89L90 131H89L88 129L85 130V131H89L88 133H85V132H82ZM225 131H226V130H225ZM233 131H234V130H233ZM247 131H248V130H247ZM69 132H70V131H69ZM231 132H232V131H231ZM240 132H241V131H240ZM91 133H93V132L91 131ZM224 133H225V132H224ZM226 133H229V134L232 136V134H233L234 132H232V134H231L230 131H226ZM221 134H222V133H221ZM65 135H66V134H65ZM93 135H94V134H93ZM230 135H228V136H230ZM254 135H255V134H254ZM45 136H46V135H45ZM91 136H92V134H91ZM91 136H90V137H91ZM220 136H221V135H220ZM224 136H225V135H224ZM226 136H227V135H226ZM233 136H234V135H233ZM74 137H76V138H75V141H74V139H73ZM88 137H87V138H88ZM221 137H222V136H221ZM227 138H228V137H227ZM227 138H226V139H227ZM230 138L233 139V137H229V140H230ZM238 138H239V137H238ZM246 138H247V136H246ZM64 139H65V137H64ZM64 139H63V140H64ZM72 139H73V140H72ZM76 139H77L78 142L76 141ZM220 139H221V138H220ZM222 139H225V137L222 138ZM63 140H62V142H63ZM98 140H99V139H98ZM135 140H136V139H135ZM227 140H228V139H227ZM229 140H228V141H229ZM71 141H73V142H71ZM83 141H84V143H82ZM87 141H88V142H87ZM140 141H141V140H140ZM224 141H225V140H224ZM231 141H232V140H231ZM231 141H230V143H231ZM75 142H77V146H79V145L82 143L79 147H81V146H82L83 144H85V143L87 144V146H86V145H83V146H82V149L80 148V149L82 150V151L80 152V154H81V158H80V159H78V158H79L78 156H79L80 154H78V156H75V157H77L76 159L74 158V155H76V153L79 152L78 150H77V151L75 150L77 147H73V146H72V145H75ZM135 142H136V141H135ZM135 142H133V143H135ZM234 142H235V141H234ZM78 143H80V144H78ZM146 143H147V142H146ZM92 144H93V145H92ZM98 144H100V142H98ZM98 144H97V145H98ZM154 144H155V143H154ZM231 144H232V143H231ZM59 145H60V144H59ZM147 145H148V144H146V146H147ZM155 145H156V144H155ZM226 145H228V144L226 143ZM238 145H239V144H238ZM75 146H76V145H75ZM85 146H86V147H85ZM143 146H144V145H143ZM148 146H149V145H148ZM65 147H66V148H65ZM72 147L75 148V149H74L75 151H73V153H72L73 155H71L70 153H67V152H70V151L73 150ZM79 147H78V148H79ZM83 147H84V148H83ZM230 147H231V146H230ZM78 148H77V149H78ZM97 148H98V147H97ZM148 148H149V147H148ZM152 148H153V147H152ZM152 148H149V149H152ZM238 148H239V147H238ZM59 149H60V148H59ZM70 149H71V150H70ZM80 149H79V150H80ZM233 149H234V147H233L231 150H233ZM51 150H52V149H51ZM94 150H95L96 152H98V156H99V157L94 156V155H97V153H95ZM137 150H139V149H137ZM143 150H144V149H143ZM147 150H148V149H146L145 151L147 152ZM149 151H150V150H149ZM259 151H260V150H259ZM227 152H228V151H227ZM58 153H59V152H58ZM60 153H61V152H60ZM60 153H59V157H60ZM92 153H93V154H92ZM141 153H142V152H141ZM141 153H140V154H141ZM82 154H85V155L82 156ZM91 154H92V155H91ZM260 154H261V153H260ZM70 155L73 156V158L71 157L72 159L69 158ZM102 155H103V154H102ZM155 155H156V154H155ZM91 156H92V158H91ZM148 156H149V155H147V158H148ZM59 157H58L56 160H53V159H52V160H53L54 162L57 161V163H58V161H60V160H59V159H60ZM145 157H146V156H145ZM145 157L143 156L144 160L147 159V158H145ZM150 157H151V156H149V158H150ZM52 158H53V157H52ZM84 158H83V159H84ZM155 158H156V157H155ZM73 159H74V160H73ZM77 159H78V161H77ZM150 159H151V158H150ZM153 159H154V157H153ZM61 160H62V159H61ZM65 160H62V162L64 161V163H65V162H66ZM142 160H143V159H142ZM144 160L142 161L143 163H144ZM154 160H155V159H154ZM154 160H153V161H154ZM156 160H157V159H156ZM53 161H52V162H53ZM76 161H77V162H76ZM83 161H84V160H83ZM85 161H84V162H85ZM62 162L60 161L61 164H60V163L56 164V165H57V166H56V167H57V168H56V169H57V172H58V171H59V172H60V171L62 172V170L60 169V168L62 167V164H64V163H62ZM67 162H66V163H67ZM80 162H79V163H80ZM84 162H83V164H84ZM86 162H85V163H86ZM142 162H141V163H142ZM156 162H157V161H155L154 164H153V163H152V164H153L154 166H157V165H155ZM55 163H56V162H55ZM69 163H68V165H70V167L73 168L74 171L77 170V172H78V169H77V168H79V167H78L77 164H79V163L76 164L77 167H76L73 163H72V164H69ZM105 163H106V162H103V165H104ZM87 164H84V165L86 166L85 169H86V170L88 169V171H90L91 169H90V168H87V166H88ZM95 164H96V163H95ZM101 164H99V165H101ZM152 164H151V165H152ZM156 164H158V163H156ZM47 165H48V164H47ZM47 165H46V166H47ZM60 165H61V167H60ZM71 165H72V166H71ZM79 165H80V164H79ZM91 165H92V168H93V167H94L93 164H91ZM99 165H97V166H99ZM120 165H121V164H120ZM144 165H145V164H144ZM44 166H45V165H44ZM46 166H45V168H47L49 165H48L47 167H46ZM54 166H55V165H54ZM74 166H75V167H74ZM154 166H153V167H154ZM1 167H2V166H1ZM21 167H22V166H21ZM41 167H42V166H41ZM52 167H53V166H52ZM83 167H84V166H83ZM83 167H81V168H83ZM90 167H91V166H90ZM95 167H96V165H95ZM95 167H94V168H95ZM102 167H103V166H101L100 168L102 169ZM104 167H105V166H104ZM119 167H120V166H119ZM11 168H12V167H11ZM31 168H32V167H31ZM42 168H43V167H42ZM45 168H44V169H45ZM48 168H49V167H48ZM53 168H55V167H53ZM53 168H52V170H53ZM64 168H66V167L64 166ZM64 168H62V169H63L64 171H66ZM75 168H76V169H75ZM96 168H97V167H96ZM17 169H18V168H17ZM59 169H60V170H59ZM111 169H112V168H111ZM113 169H114V168H113ZM121 169H122V168H121ZM155 169H156V168H155ZM18 170H19V169H18ZM83 170H84V169H83ZM95 170H97V169H94V171H93V169H92L93 174L96 173ZM99 170H100V169H99ZM99 170H98V171H99ZM114 170H115V169H114ZM21 171H22V170H21ZM44 171H45V170H44ZM44 171H42V173H43ZM46 171H47V170H46ZM53 171H54V170H53ZM53 171L50 172L51 175L54 174V173L52 174ZM70 171H71V170H70ZM74 171H73V172H74ZM84 171H85V170H84ZM88 171H87V172H88ZM101 171H102V170H101ZM120 171H122V173H123V170H120ZM120 171H118L117 173H119ZM127 171H128V170H127ZM142 171H143V170H142ZM158 171H159V170H158ZM4 172H5V171H4ZM22 172H23V171H22ZM37 172H38V171H37ZM48 172H49V170H48ZM59 172L56 173V174H60ZM66 172H67V171H66ZM66 172H64V173H66ZM73 172H69V174L66 173V174H68V175H65V177H67V176L69 177L70 173H73ZM75 172H76V171H75ZM75 172H74V173H75ZM80 172H81V170H80ZM87 172H86V173H87ZM124 172H125V171H124ZM146 172H147V171H146ZM29 173H30V172H29ZM42 173H40V174H42ZM45 173H46V172H45ZM81 173H82V172H81ZM81 173H78V174L81 175ZM97 173H98V172H97ZM97 173H96V174H97ZM20 174H21V173H20ZM46 174H47V173H46ZM50 174H49V175H50ZM76 174H77V173H76ZM78 174H77V175H73V174H72V176H74V177H75V176L78 177ZM87 174H88V176H86ZM87 174L83 173V174H82V178H83V175H84V179H85L86 177L89 178V174L91 175L92 172H90V173L88 172ZM153 174H155V172H154ZM3 175H4V174H3ZM44 175H45V174H43L42 177H43ZM49 175H45V176L47 177L46 180H47L48 182L51 181L50 178L48 177ZM60 175H61V177L63 176V177H62L63 179H65L63 172H62ZM115 175H116V174H115ZM117 175H118V174H117ZM119 175L122 176L123 174L121 175V173H120ZM119 175H118V176H119ZM156 175H157V174H156ZM156 175H154V176H156ZM0 176H1V174H0ZM45 176H44V177H45ZM56 176H57V175H56ZM58 176H59V175H58ZM58 176H57V177H58ZM85 176H86V177H85ZM97 176H99V174H98ZM97 176H96V177H97ZM100 176H101V175H100ZM100 176H99V178H100ZM118 176H117V177H118ZM123 176H125V177L127 178L128 175H127L126 173H124ZM131 176H132V175H131ZM1 177H2V178H5V176H4V177L1 176ZM42 177H40V179H41ZM52 177H53V176H52ZM52 177H51V178H52ZM57 177H56V178H57ZM61 177H60V178H61ZM80 177H81V176H80ZM96 177L92 176V177H91V178H93L92 180H91V179H87V178H86V180H87V181H88V180H91V182H94V181H95V182H96V181L99 182V180H101V181L99 182L100 185H101V182H102V178H103V177L101 176L102 178H100V179L97 177L99 180H94V178L96 179ZM113 177H114V176H113ZM117 177H116V179H117ZM125 177H121L122 179H121L120 177H118L119 179H117V181H119L120 179H121L120 181H122L123 178H125ZM38 178H39V177H38ZM48 178H49V180H48ZM72 178H73V177H72ZM72 178L70 177V180H71ZM78 178H79V177H78ZM105 178H106V177H105ZM105 178H104V179H105ZM133 178H134V177H133ZM135 178H136V177H135ZM5 179H6V178H5ZM43 179H45V178H42V180H43ZM57 179H58V178H57ZM76 179H77V178H76ZM79 179H80V178H79ZM79 179H78V180H79ZM104 179H103V182L106 183V182L104 181ZM106 179H108V177H107ZM130 179H131V178H130ZM130 179H129V180H130ZM3 180H4V179H3ZM16 180H17V179H16ZM52 180H53V179H52ZM55 180H56V179H55ZM58 180H59V179H58ZM66 180H69V178H66ZM93 180H94V181H93ZM109 180H110V177H109ZM112 180H113V179H112ZM129 180H128V181H129ZM5 181H8V180H5ZM63 181H64V180L61 181V179H60V183L63 182ZM71 181L73 182V180H71ZM71 181H69V182H71ZM76 181H77V180H74V182H76ZM110 181H111V180H110ZM110 181L107 180V183L109 182L110 185H111L112 182H110ZM114 181H115V182H114ZM114 181H113V183H112V186H110L109 184L106 183V184H102L103 188H100V186H96V187H99V188H94V189H98V190H101V189H102V190L104 191V186H105V188H106V186L109 185L110 187L108 186L107 189H105V191L107 190L108 193L112 192V194H109V195L111 196V195H113L114 191H117L116 189L119 187L117 181H116V180H114ZM120 181H119V185H122V184H120V183H121ZM130 181H132V180H130ZM15 182H16V181H15ZM44 182H45V181H44ZM64 182H65V181H64ZM66 182H67V181H66ZM66 182H65V183H66ZM79 182H81V180H80ZM83 182H85V181H82L81 184H82ZM97 182H96V183H97ZM103 182H102V183H103ZM133 182H134V181H132V183H133ZM137 182H138V181H137ZM150 182H151V185H152V184H153V179H152ZM8 183H9V182H8ZM45 183H46V182H45ZM49 183H51V185L53 184L52 181L49 182ZM57 183H58V181H57ZM60 183H59L58 185H60ZM87 183H90V182H87ZM87 183H85L84 185L82 184V185L85 186V185H87ZM96 183H95L94 185H96ZM114 183H115V184H114ZM116 183H117V186H118V187L115 189L114 186L116 185ZM10 184H11V183H10ZM17 184H18V183H17ZM66 184H67V185L64 184V185H65V186H64L63 183H61V185H63L64 187H66V186L68 187V185H69L70 183H69V184L66 183ZM71 184H73V183H71ZM75 184H76V183H75ZM75 184H73L72 187L75 186ZM113 184H114V185H113ZM8 185H9V184H8ZM41 185H43V184H41ZM49 185H50V184H48V186H49ZM51 185H50V186H51ZM76 185H77V184H76ZM79 185H80V184H79ZM82 185H80V186H82ZM89 185H90V184H89ZM91 185H93V184H91ZM97 185H98V184H97ZM45 186H46V185H45ZM45 186H44V187H45ZM50 186H49V187H50ZM70 186H71V185H70ZM70 186L68 187L69 189H70ZM123 186H124V185H122L121 188H123ZM131 186H132V185H131ZM14 187H15V186H14ZM17 187H19V186H17ZM57 187H58V186H57ZM57 187H56V188H57ZM60 187H61V186H60ZM67 187H66V188H67ZM78 187H79V186H78ZM91 187H92V186H91ZM91 187L89 186L88 189H87V191H85L86 188H87V186H86V188L83 187L85 190L82 189V190H84V191H82V192H83V193L86 192V195H87V194H88L87 192H88V190H89ZM125 187H126V186H125ZM3 188H5V187H3ZM27 188H28V187H27ZM42 188H43V187H42ZM45 188H46V187H45ZM47 188H48V187H47ZM50 188H51V191H52V189H54L53 186L50 187ZM81 188H82V187H80V188H78V189L81 190ZM133 188H134V187H133ZM0 189H1V188H0ZM61 189H63V188H60V190H61ZM72 189H74V188H71L70 191H71ZM75 189H76V188H75ZM75 189L73 190V193H75V192L77 191V189H76V191H75ZM92 189H93V187H92ZM94 189H93V190H94ZM128 189H129V188H128ZM5 190H6V189H5ZM15 190H17V189H15ZM44 190H45V189H44ZM44 190H43V191H44ZM48 190H49V188L47 189L46 192L44 191V193L47 194V192H49ZM60 190H59V191H60ZM80 190H78V191H79V194L82 193ZM93 190H92V191H93ZM118 190H119V189H118ZM126 190H127V189H126ZM0 191H1V190H0ZM13 191H14V190H13ZM23 191H24V190H23ZM51 191H50V192H51ZM62 191H64V189H63ZM74 191H75V192H74ZM95 191H97V190H95ZM103 191H102V192H103ZM105 191H104L103 193L98 191V193H99L98 195H101V196H102L103 194H106L107 199H108V198H109V195H108L107 191H106V193H105ZM52 192H53V191H52ZM52 192H51V193H52ZM55 192H57V191H55ZM64 192H65V191H64ZM67 192L69 193V191H67ZM119 192H121V191H117V192H116V194H117L116 196H118V193H119ZM2 193H3V192H2ZM2 193H1V194H2ZM6 193H7V190H6ZM6 193H3L2 196H6V195H5ZM14 193H15V192H14ZM14 193H12V194H14ZM16 193H17V191H16ZM29 193H30V192H29ZM29 193H28V194H29ZM60 193H61V191H60ZM60 193H59V195H58V193L55 195V196H56V199L59 198V197H57V196H61ZM73 193H72V196H73ZM77 193H78V192H77ZM77 193H76V194H77ZM94 193H95L94 191L91 192V190H90V195L93 194V195H91L90 197H94V196H95V199H96V198H101V196H100V197H96V194H94ZM96 193H97V192H96ZM7 194H8V193H7ZM21 194H22V193H21ZM46 194H45V195H46ZM48 194H49V193H48ZM53 194H55V193L53 192ZM63 194H64V193H63ZM63 194H62V196H63ZM70 194H71V193H70ZM119 194H120V193H119ZM129 194H130V193H129ZM16 195H18V194H16ZM19 195H20V192H19ZM39 195H40V194H39ZM45 195H44V196H45ZM51 195H52V194H51ZM64 195H67L66 197H69L67 193L64 194ZM81 195H82V194H81ZM81 195H79V196H81ZM83 195H84V194H83ZM83 195H82V196H83ZM88 195H89V194H88ZM98 195H97V196H98ZM114 195H115V194H114ZM131 195H132V194H131ZM2 196H1V197H2ZM21 196H22V195H21ZM44 196H43V197H44ZM49 196H50V194H49ZM52 196H53V195H52ZM55 196H54V198H55ZM79 196H78V197H79ZM106 196H104V197H106ZM121 196H122V195H121ZM121 196H120V198H121ZM14 197H15V195H14L12 198L14 199ZM19 197H20V196H19ZM46 197H47V195H46ZM50 197H51V196H50ZM50 197H49V198H50ZM64 197H65V196H64ZM64 197H62L63 200H64ZM66 197H65V198H66ZM70 197H71V195H70ZM76 197H77V196H76ZM76 197H75V199H76ZM78 197H77L76 201H78ZM84 197H86V196H84ZM84 197H83V198H84ZM90 197H89V198H90ZM111 197H112V196H111ZM17 198H18V197L16 196V199H17ZM20 198H21V197H20ZM26 198L28 199L29 197H26ZM38 198H39V197H38ZM62 198H61V200H62ZM83 198H81V201H82V200H89L88 196L86 197V199H85V198L83 199ZM87 198H88V199H87ZM118 198H119V197H118ZM118 198L115 197V199H114V196H113V198H111V200H116V199H118ZM181 198H182V197H181ZM0 199H1V198H0ZM4 199H5V198H4ZM8 199L11 200L10 198H8ZM21 199H22V198H21ZM39 199H40V198H39ZM39 199H38V200H39ZM44 199H47V202H45V204L47 203V206L50 205V201L53 200V198H52V199H49L50 201H48V197H47V198H44ZM67 199H68V198H67ZM70 199H71V200L73 199L72 201H73V202H76V201L74 200V197H73V198L71 197ZM95 199H92V200L90 199V200H91L92 202H94L93 200H95ZM9 200H8V201H5V202H9ZM18 200H19V199H18ZM34 200H35V199H34ZM41 200H42V199H41ZM41 200H39V201H41ZM59 200H60V199H59ZM61 200H60V202H64V201H61ZM68 200H69V199H68ZM90 200H89V201H90ZM22 201H23V200H22ZM22 201L19 200V201H17V202L19 203V202H22ZM53 201H54V200H53ZM53 201H51V202H53ZM55 201H56V200H55ZM55 201H54V202H55ZM65 201H66V199H65ZM69 201H70V200H69ZM69 201H67V202H69ZM81 201L79 200V203H80V204L82 203V204H81V208H82V205H84V202H85V201H84V202H81ZM89 201H88V203H87V201L85 202V205H86L87 207H89V208L86 210L87 207L85 206L86 208H85L84 210L86 211V214H85V211L82 209V210L84 211V214H85V215H88V216H89V214L91 213V212H89L90 209H93L94 207H96V209H98V207H100V205H102V204L99 205V203H98V204L95 203L96 200H95L94 203L97 204V205H95L94 203H91V202H89ZM98 201H99V200H98ZM102 201H103V196H102V200L100 199V203H102ZM104 201H105V199H104ZM119 201H120V200H119ZM119 201H117V202H119ZM5 202H4V203H5ZM17 202H16V203H17ZM34 202H35V204H34ZM34 202H32V207H31V208L33 209V207H34V209L36 210V208H35L36 206H35V205H36L37 202H36V200H35ZM42 202H43V201H41L40 203H42ZM54 202H53V204H54ZM60 202H59V203H60ZM111 202H112V201H111ZM113 202H114V201H113ZM1 203H2V202H1ZM16 203H15V204H16ZM48 203H49V204H48ZM55 203H56V202H55ZM57 203H58V202H57ZM70 203L72 204L71 201H70ZM70 203H69V205H70L71 207L69 206L70 209H69V211H67V213L69 214V212H70L71 217H72V216L74 217V216L77 215L78 213L83 212V211H78V209L76 208V207H78L79 209H81L79 205H75V204H74V205H73V204L71 205ZM90 203L93 204V205H90ZM106 203H107V202H106ZM120 203H121V202H120ZM5 204L8 205L7 203H5ZM9 204H10V203H9ZM29 204L31 205L30 202H29ZM38 204H39V203H38ZM42 204H43V203H42ZM45 204H44V205H45ZM51 204H52V203H51ZM53 204H52V205H53ZM61 204H62V203H61ZM77 204H78V202H77ZM87 204H89V205H87ZM116 204H118V203H116ZM17 205L19 206V204H17ZM17 205H16V206H17ZM21 205H22V204H21ZM33 205H34V206H33ZM98 205H99V206H98ZM108 205H109V204H108ZM239 205H240V204H239ZM0 206H1V205H0ZM18 206H17V207H18ZM38 206L40 207L41 204H39ZM47 206H46V207H47ZM54 206H55V205H53V206L50 205V207L48 206V209H49V208H52V207H54ZM58 206H61V205L58 204V205L55 207V208L58 209V210H61V209L63 210V209H65V208L68 207V205H67V207H66V205H65V206L62 205V206L65 207V208H60V209H59ZM90 206H91V207L93 206V208H90ZM102 206H103V205H102ZM111 206H112V205H111ZM17 207L13 206L12 211H10L11 213L9 212L10 215L13 216V220H14V222H13V220H12V222H13L15 225H14L13 223H12V224H13L14 226L11 224V222H9V221H11L10 219H12V218H10V219L8 218V219H9L8 222H9L13 227H15L16 231H14V230L12 231V230H11L12 232L10 233V229L8 228V226H7L6 228H8L9 231H8V230H4V228H3V229L0 228V229L3 230V232H0V239H1V235L4 236V234H6L7 231L9 232V233H7V234H11V235H13L14 232H17V230L20 232V230H21V229H20L21 226H23V225H25V224L27 223V222H26V223H23V221H25V220H23V215H22V214H24V213L27 215V213H26L27 211H24V210H23V212H24V213H23L22 211H20V209H22V208L18 209L19 207H18V208H17ZM29 207H30V206H29ZM39 207L37 208L36 212L38 211ZM46 207H45V208H46ZM8 208H9V207H8ZM8 208H6V209L8 210ZM31 208H28V209H31ZM40 208H43V207L41 206ZM104 208H105V207H104ZM109 208H110V207H109ZM240 208H241V207H240ZM3 209H4V208H3ZM9 209H11V207H10ZM34 209H33L32 211L30 210V211L33 212V213H30L29 210H28V212H29L28 215L36 213V212H34ZM46 209H47V208H46ZM46 209H42V213H44ZM52 209H54V208H52ZM56 209H55V210H51L50 212L53 211V213H54V212L56 211ZM106 209H108V207H107ZM242 209H243V208H242ZM43 210H44V212H43ZM62 210H61V212H62ZM66 210H68V208H67ZM116 210H117V209H116ZM123 210H124V209H123ZM63 211L65 212V210H63ZM92 211H93V210H92ZM95 211H96V210H95ZM104 211H105V210H103L102 213H104ZM120 211H121V210H120ZM238 211H239V210H238ZM240 211H241V209H240ZM21 212H22V214H21ZM40 212H41V211H40ZM40 212H38L39 215H40ZM46 212H47V213H46ZM46 212H45V215H46V214L48 215L49 212H48L47 210H46ZM56 212H57V211H56ZM59 212H60V211H58V213H59ZM64 212H63V213H64ZM88 212H89V214H87ZM0 213H1V212H0ZM42 213H41V215H40V218L42 217ZM58 213H56V214H58ZM92 213H93V212H92ZM114 213H115V212H114ZM25 214H24V215H25ZM38 214H36V215L34 214V215H33L34 218H36V216H37ZM49 214H51V213H49ZM56 214L54 213V215H56ZM80 214H81V213H80ZM80 214L77 215L76 217H78V216H80V217L84 216L83 214H81L82 216H81ZM93 214H95V213H93ZM120 214H122V213H120ZM124 214H125V211H124ZM1 215H2V214H1ZM26 215H25V216H26ZM45 215H44V216H45ZM61 215H62V214H61ZM96 215H98V214L96 213ZM99 215H100V214H99ZM99 215H98V216H99ZM101 215H102V214H101ZM44 216H43V217H44ZM48 216H49V215H48ZM50 216H51V215H50ZM58 216H59V214L57 215L56 219L58 218ZM62 216H63V217H64V216L66 217V213H64V215H62ZM88 216H87V217H88ZM91 216H92V215H91ZM91 216H90V217H91ZM111 216H112V215H111ZM123 216H124V215H123ZM240 216H241V215H240ZM28 217L33 218L32 215H31V216H28ZM45 217H46V216H45ZM59 217H61V216H59ZM67 217H69V216H67ZM71 217L67 218L66 220H69V219L72 220V223H71V224H73V220H74L75 217H74V218L72 217L73 219H71ZM80 217H78V218H80ZM85 217H86V216H85ZM85 217H83V218H85ZM87 217H86L85 219H86L87 221H89L88 224H89L90 226H92V225H91V222H93L94 220L91 219V218L89 219V218H87ZM94 217H96V216H94ZM109 217H110V216H109ZM113 217H114V216H113ZM129 217H130V216H129ZM243 217H244V216H243ZM24 218L26 219V217H24ZM37 218H39V217L37 216ZM37 218L34 219L35 221L37 220L36 222H38V220H40V219H37ZM46 218H47V217H46ZM78 218H77V219H78ZM83 218H82L81 222H83ZM107 218H108V217H107ZM115 218H116V217H115ZM121 218H122V217H121ZM134 218H135V217H134ZM154 218H155V217H154ZM160 218H161V217H160ZM175 218H176V217H175ZM184 218H185V217H184ZM187 218H188V217H187ZM199 218H200V217H199ZM41 219H42V218H41ZM56 219H55V220H56ZM58 219H59V218H58ZM60 219H61V218H60ZM63 219H64V218H63ZM63 219H61V220H63ZM80 219H81V218H80ZM80 219H79V220H80ZM85 219H84V220H85ZM109 219H110V218H109ZM109 219H108V220H109ZM125 219H126V218H125ZM194 219H195V218H194ZM202 219H203V218H202ZM239 219H240V218H239ZM239 219H238V220H239ZM256 219H257V218H256ZM29 220H30V219H29ZM29 220H27V221H29ZM44 220H45V218H43V222L46 224V222H48V220L46 219V220H47L46 222H45ZM49 220H50V219H49ZM52 220H53V219H52ZM52 220H51V221H52ZM70 220H69V222H71ZM86 220H85V221H86ZM90 220H93V221H90ZM99 220H100V219H99ZM99 220H98V221H99ZM106 220H107V219H106ZM111 220H112V219H110V221H111ZM115 220H116V219H115ZM127 220H128V221L126 222V224L129 222V219H128V218H127ZM152 220H153V219H152ZM152 220H151V221H152ZM160 220H161V219H160ZM181 220H182V219L180 218V222H181ZM205 220H206V219H205ZM207 220H208V219H207ZM214 220H216V219H214ZM32 221H33V219H32ZM32 221H30V222H32ZM40 221H42V220H40ZM63 221H64V220H63ZM85 221H84V222H85ZM95 221H96V220H95ZM110 221H109V222H110ZM122 221H123V219H122ZM137 221H138V220H137ZM142 221H143V220H142ZM149 221H150V220H149ZM155 221H156V220H155ZM184 221H185V220H184ZM200 221H201V220H200ZM226 221H227V220H226ZM253 221H254V220H253ZM8 222H7V224H8ZM33 222H34V221H33ZM43 222H42V223H43ZM49 222H50V221H49ZM53 222H55V221L53 220ZM53 222H52V223H53ZM58 222H59L60 224L62 223V222H60V221H58ZM69 222H66V223H68L69 225H71ZM74 222L76 223L77 221L74 220ZM102 222H103V221H102ZM105 222H106V221H105ZM107 222H108V221H107ZM114 222L118 223V221H114ZM119 222H120V219H119ZM130 222H132V221L130 220ZM130 222H129V223H130ZM170 222H171V221H170ZM239 222H240V221H239ZM40 223H41V222H40ZM42 223H41V224H42ZM50 223H51V222H50ZM50 223L47 224L46 226H45L44 224H42V225L44 226V229H47V226H48V225L50 226ZM55 223H57V220H56ZM63 223H64L63 225H62V224L60 225V224H58V223H57L58 225H57V224H56V225H55V224H52L53 226L55 225L54 227L60 225L62 228L59 227V229L57 228L56 230H54L55 228H53V226L51 225V226H50V227H51V230L53 229V230H54V233H55V231H61V229H64L63 227H66L65 229H67L68 225L65 224V222H63ZM75 223H74V224H75ZM79 223H80V222L76 223V224L79 225V227H78V225H77L78 228L76 227V224H75V225H72V228H73V226H75L74 228H77V229H75V231L78 230L79 228L82 229V227H81L82 224H84V225L87 224V222H86V223H80V224H79ZM97 223H98V222H97ZM111 223H112V221H111ZM116 223H115V224L112 223V226L110 225V227H109V225L107 224V225H108L107 230H108V228H110V229H111V232L109 231L110 234H114L117 230H115V232H114V231H113L114 229H112V228H114V227H116V229H117V228H120V234H121V232H123V233H124V236H125V235H126V234H125V230L123 229V230H124V231H123V230L121 229V226L119 227V225H122V224L120 223L119 225H117V226H118V227H117V226H115ZM124 223H125V221L123 222V226H124ZM153 223H154V222H153ZM159 223H160V222H159ZM172 223H173V222H172ZM194 223H195V222H194ZM226 223H227V222H226ZM242 223H243V222H242ZM5 224H6V223H5ZM22 224H23V225H22ZM38 224H39V222H38L36 225H38ZM99 224H100V223H99ZM113 224H114V227H113ZM126 224H125V225H126ZM173 224H174V223H173ZM173 224H172V226H173ZM185 224H186V223H185ZM190 224H191V223H190ZM206 224H207V223H206ZM228 224H230V223H228ZM27 225H28V223H27ZM27 225H26V226H27ZM31 225H33V223H32ZM31 225H30L29 227H31ZM66 225H67V226H66ZM84 225H82V226H84ZM97 225H98V224H97ZM102 225H103V224H102ZM104 225H105V224H104ZM127 225H129V224H127ZM194 225H196V224H194ZM197 225H200V222H199V224H197ZM235 225H236V224H235ZM235 225H234V227H235ZM238 225H240V224H237L236 226H238ZM242 225H243V224H242ZM1 226H2V225H1ZM1 226H0V227H1ZM12 226H10V228H11ZM34 226H35V223H34ZM34 226H33V227H34ZM85 226H86V229H87L86 231L89 232V233H90V231H92L91 229H94L93 227H91V228L89 229L87 225H85ZM93 226H94V225H93ZM95 226H96V223H95ZM100 226H101V225H100ZM105 226H106V225H105ZM130 226H131V225H130ZM130 226H128L129 229H130ZM142 226H143V225H142ZM149 226H150V224H149ZM152 226H153V224H152ZM152 226H151V227H152ZM192 226H193V225H192ZM201 226H202V225H201ZM201 226H200V227H201ZM209 226H210V224H209ZM209 226H208V227H209ZM228 226H230V225H228ZM231 226L233 227V225H231ZM243 226H244V225H243ZM246 226H247V225H246ZM27 227H28V226H27ZM27 227H25V230L27 229V230L29 231L27 234H29L30 231H31V232H32V231L35 232L34 229H35L36 227H34L33 230H32V229L29 230V229H28L29 227H28V228H27ZM33 227H32V228H33ZM37 227L39 228V226H37ZM50 227H49V228H50ZM111 227H112V228H111ZM126 227H127V226H126ZM154 227H155V224H154ZM170 227H171V226H170ZM174 227H175V226H174ZM204 227H205V226H204ZM204 227H203V228H204ZM262 227H263V226H262ZM6 228H5V229H6ZM38 228H37V232H38ZM68 228L72 229L70 226H69ZM83 228H84V227H83ZM104 228H105V227H104ZM124 228H125V227H124ZM142 228H143V227H142ZM148 228H150V227H148ZM159 228H160V227L157 228V229L159 230V231H158V234L161 233V232H160L161 230H160ZM162 228H163V227H162ZM166 228H168V227H166ZM203 228H202V229H203ZM206 228H207V226H206ZM211 228H212V227H211ZM220 228H221V227H220ZM239 228H240V227L238 226L237 229L239 230ZM247 228H248V227H247ZM263 228H264V227H263ZM65 229L62 230V231H63V232L65 231L66 233H63V232H60V233L67 235V236H66L67 238L73 237L74 239H76V238H75V235H76V234L78 233V231L80 230V229H79L78 231H76L77 233L75 234V232H74V233H70V232H68V231H70L69 229H67L68 231L65 230ZM127 229H128V228H126V230H127ZM144 229H145V228H144ZM157 229H156V233H157ZM173 229H174V228L172 227V230H173ZM191 229H192V228H191ZM223 229H224V228H223ZM223 229H222V232H223ZM226 229L229 230L227 227H226ZM226 229H225V230H226ZM242 229H244V228H242ZM242 229H240V230L242 231ZM258 229H261V228L258 227ZM22 230H23V229H22ZM39 230H40V229H39ZM41 230H42V228H41ZM41 230H40V231H41ZM48 230H49V229H48ZM51 230H50V231H51ZM53 230H52V232H53ZM73 230H74V229H73ZM88 230H90V231H88ZM95 230H96V228H95ZM99 230H100V229H99ZM102 230H104V229H101V232H102ZM118 230H119V229H118ZM121 230H122V231H121ZM130 230H131V229H130ZM149 230H150V229H149ZM151 230H154V229L152 228ZM167 230H168V229H167ZM167 230H166V231H167ZM195 230H196V229H195ZM195 230H194V231H195ZM238 230H237V232H238ZM262 230H263V229H262ZM4 231H5V232H4ZM40 231H39V233H40ZM42 231H43V230H42ZM42 231H41V233H42ZM44 231H47V230H44ZM44 231H43V233H44ZM71 231H72V230H71ZM82 231H83V229H82ZM82 231H81V232H82ZM86 231H85V232H86ZM105 231H106V230L103 231V235H102V236H99L100 234H98L96 231H94V232H96V233L98 234V236H97L95 233H93V232H91V233H93V234H92L93 236L95 235V236H97L98 238L101 237V240H102V241H105V243H106V242L108 241V240H106V238H107V236L110 235V234H109V232L107 233V231H106L107 234L105 235V234H104ZM128 231H129V230H127L126 233H127ZM164 231H165V230H164ZM166 231H165V232H166ZM180 231H182V230H180ZM188 231H189V230H188ZM200 231H201V230H200ZM204 231H205V230H204ZM204 231H203L202 233H204ZM212 231H213V230H212ZM229 231H230V230H229ZM229 231H228V233H229ZM244 231H245V230H244ZM258 231H260V230H258ZM24 232H25V233H24ZM24 232H23V233H24L23 236L26 234V231H24ZM34 232H32L33 234L31 233L32 236H31V235H29V236L27 235V237L29 238V240H27V242L29 243V246L33 245V246L31 247V250H32V248H33L34 250L37 249V248H34V246L36 247V245H38L37 247H39V245H40L41 243H43V242H41V241H39V240H38V241H39V242H38L37 239L35 240V238H33V236L36 237V235H34ZM48 232H49V231H48ZM48 232H46V233H48ZM67 232H68V234H67ZM72 232H73V231H72ZM81 232L79 231V233H81ZM99 232H100V231H99ZM112 232H114V233H112ZM137 232H138V231H137ZM137 232H136L135 234H138V235H139V233H137ZM139 232H140V231H139ZM148 232H149V231H148ZM153 232H154V231H153ZM153 232H151V233L149 232L150 235H151ZM168 232H169V230H168ZM173 232H174V231H173ZM210 232H211V231H210ZM214 232H216V231H214ZM231 232L233 233V231H231ZM237 232H236V233H237ZM1 233H2V234H1ZM3 233H4V234H3ZM17 233H18V232H17ZM41 233H40V234H41ZM43 233H42V235H45V237L49 235V234L46 235V233H45V234H43ZM49 233H50V232H49ZM58 233H59V232H58ZM58 233L56 234V238H57V237H60V235H59ZM79 233H78V235H80ZM82 233H84V232H82ZM89 233H87V234L84 233V234H86V235L84 236V238L87 237V235H88L89 240H91V236H89ZM91 233H90V235H91ZM123 233H122V234H123ZM131 233H132V232H131ZM145 233H146V232H145ZM154 233H155V232H154ZM162 233H163V232H162ZM162 233H161V236H163ZM183 233H185V232L183 231ZM202 233H201V235H202ZM212 233H213V232H212ZM225 233H226V232H225ZM232 233H229V234H232ZM239 233H241V232H238V234H239ZM251 233H252V232H251ZM259 233H261V232H259ZM35 234H38V233L35 232ZM40 234H39V235H40ZM72 234H74V236H73ZM127 234H128V233H127ZM132 234H133V233H132ZM141 234H142V233H140V235H141ZM167 234H168V233H167ZM190 234H192V232H191ZM219 234H221V233H219ZM229 234H228V235H229ZM238 234H237L236 236H239ZM243 234H244V233H242V236H243ZM15 235H18V234L15 233ZM15 235H14V236H15ZM39 235H37V236L39 237ZM50 235H52V233H51ZM57 235H59V236H57ZM65 235H64L63 237L61 236L62 238L60 237L61 240H63V238H65ZM70 235H71V236H70ZM82 235H83V234H82ZM82 235H80L79 238L81 239V237H82V240H83V236H82ZM104 235L106 236L105 239H104V237H103ZM115 235H116V233H115ZM117 235H118V234H117ZM138 235H136L137 237L134 236L133 238H137V239H138ZM144 235H145V234H144ZM150 235H149L148 237H150ZM164 235H165V234H164ZM185 235H186V234H185ZM192 235H193V234H192ZM195 235H196V234H195ZM198 235H200V234H198ZM204 235H205V234H204ZM207 235H208V234H207ZM207 235H206V236H207ZM210 235H212V234H210ZM225 235H226V234H225ZM256 235H257V234H256ZM259 235H260V234H259ZM8 236H9V235H8ZM52 236H53V235H52ZM68 236H69V237H68ZM76 236H77V235H76ZM93 236H92V238H93ZM124 236L121 235L119 238H121V237L125 238ZM128 236H129V235H128ZM128 236H127V238H125V240L128 239ZM157 236H158V235H157ZM161 236H159V237H161ZM168 236H170V235H168ZM202 236H203V235H202ZM215 236H216V235H215ZM221 236H222V235H221ZM221 236H220V237H221ZM226 236H227V235H226ZM231 236H232V235H230V237H229V236H227V237L231 239ZM244 236H245V235H244ZM252 236H253V235H252ZM10 237H12V236H10ZM10 237H7V241H8V238H10ZM25 237H26V235H25ZM30 237H31V238H30ZM40 237H41V236H40ZM40 237H39V238H40ZM43 237H44V236H43ZM45 237H44V238H45ZM53 237L55 238V236H53ZM102 237H103L104 240L102 239ZM110 237H111V236H110ZM112 237H113V235H112ZM117 237H118V236H114L113 238H111V242H112V243L110 242V244H113L114 241H112V240H115V241H116L117 239H115V238H117ZM129 237H130V236H129ZM141 237H142V236H141ZM141 237H140V238H141ZM148 237H147V238H148ZM152 237L154 238L155 235L153 236V234H152ZM152 237H151V238H152ZM159 237H158V239H160ZM166 237H167V236H166ZM166 237H165V238H166ZM178 237H181V236H178ZM194 237H195V236H194ZM200 237H201V236H200ZM207 237H208V236H207ZM218 237H219V236H218ZM254 237H255V236H254ZM262 237H263V236H262ZM16 238L18 239L19 237L17 236ZM49 238L52 239L51 236H50ZM54 238H53V240H54ZM88 238H85V239H87V240L84 241L83 243H81L82 240H80V239H78V238H77L78 240H76V241L74 240L75 243H76L77 241L79 242V243H76V244H81V245H78L79 249H81L80 252H82V251L85 252V251H86V250H85V247L88 246L87 243H89V242H90L91 244L94 242V244H93L94 246H97V245H98L99 247L102 246V244H98L99 242H98V243L96 242L97 244H95V240H96L95 237H94L95 240L92 239V240H94V241L91 240L92 242L89 241ZM98 238H97V239H98ZM119 238H118V239H119ZM140 238H139V240H140ZM143 238H144V237H143ZM143 238H141V241L143 240ZM151 238H150V239H151ZM156 238H157V237H156ZM162 238H163V237H162ZM168 238H169V237H167V238H166L165 240H163V241H166V243H167V242L169 241V239H171V238H169V239H168ZM228 238H227V239H228ZM236 238H237V237H236ZM247 238H248V237H247ZM247 238H246V239H247ZM249 238H250V236H249ZM249 238H248V240H249ZM5 239H6V238H5ZM13 239H14L13 237H12V239L10 238L11 241H10V240H9V241L12 242V243H10V244H13L14 246H16V245H15L16 243H15V244L13 243V241L15 242L16 240H13ZM30 239H32V240H30ZM33 239H34V240H33ZM47 239H48V238H47ZM47 239H46V240H47ZM57 239H58V238H57ZM65 239H66V238H65ZM65 239H64V240H65ZM70 239H71L72 243H74L73 240H72V238H70ZM70 239H68V240H70ZM85 239H84V240H85ZM129 239H130L129 242L131 243V240H132L131 237H130ZM129 239H128V240H129ZM137 239H135V240H137ZM148 239H149V238H148ZM154 239H155V238H154ZM158 239H156V240H158ZM163 239H164V238H163ZM194 239H195V238H194ZM234 239H235V238H234ZM242 239H243V238H242ZM258 239H259V238H258ZM1 240L3 241L4 239H1ZM12 240H13V241H12ZM19 240H20V239H19ZM40 240H41V239H40ZM43 240H44V239H42V241H43ZM48 240H49V239H48ZM53 240H52V241H53ZM64 240H63V241H64ZM79 240H80L81 242H80ZM101 240H100V238H99L100 243H101ZM109 240H110V238H109ZM128 240H126V243L124 242V244H126V245L128 244L127 246L125 245V246H126V249L130 246V244L128 243ZM135 240L133 239V243H134ZM181 240H182V239H181ZM195 240H196V239H195ZM224 240H225V238H224ZM262 240H263V239H262ZM7 241L5 240V242H7ZM52 241H51V242L48 241V242H50V243H46V242H47V241H46L44 244H49L50 246H51V244H54V245H52V246L54 247L56 244L59 243L60 239H58V242H57V243H56V240H54V242H55L56 244L53 243ZM63 241H61V242H63ZM65 241H67V240H65ZM65 241H64V242H65ZM71 241H70V242H71ZM88 241H89V242H88ZM97 241H98V240H97ZM120 241H121V240H120ZM120 241H119V244L123 243V241H121V243H120ZM137 241H138V240H137ZM137 241H136V242H137ZM141 241H140V242H141ZM147 241H148V240H147ZM147 241H146V242H147ZM163 241H160V242L162 243ZM178 241H179V240H178ZM209 241H210V240H209ZM243 241H244V240H243ZM256 241H257V240H256ZM3 242H4V241H3ZM16 242H17V241H16ZM23 242L26 244L25 240H24ZM61 242H60V243H61ZM64 242L61 243V244L64 245ZM70 242L68 241V243H70ZM108 242H109V241H108ZM117 242H118V241H117ZM146 242H145V243H146ZM150 242L152 243L151 240H150ZM150 242H149L148 244H149L150 246H151V245L154 246L155 243L150 244ZM197 242H198V240H197ZM203 242H204V240H203ZM203 242H202V243H203ZM207 242H208V241H207ZM213 242H214V240H213ZM220 242H221V241H220ZM220 242H219V243H220ZM236 242H238V240H237ZM251 242H253V241H251ZM7 243H8V242H7ZM17 243H18V242H17ZM65 243H67V242H65ZM75 243L73 244L74 246H75ZM102 243H104V242H102ZM105 243H104V244H105ZM138 243H139V241H138ZM169 243H170V242H169ZM169 243H167V244H169ZM190 243H191V242H190ZM198 243H199V242H198ZM225 243H226V242H225ZM233 243H234V242H233ZM246 243H248V242H246ZM255 243H256V242H255ZM262 243H263V242H262ZM262 243H261V244H262ZM1 244H3V249H4V244H5V243H1ZM8 244H9V243H8ZM10 244H9V245H10ZM91 244H90V245H91ZM104 244H103V245H104ZM106 244L108 245L109 243H106ZM110 244H109V245H110ZM114 244H115V243H114ZM124 244H121L122 246H121V245H119V246L122 247V248H124V247H125V246L123 247ZM136 244H137V243H136ZM146 244H147V243H146ZM164 244H165V243H163V245H164ZM182 244H183V243L180 242V245H182ZM196 244H197V243H196ZM209 244H210V243H209ZM223 244H224V243H223ZM243 244H244V243H243ZM5 245H6V244H5ZM13 245H11L12 247L10 246V248H13ZM19 245H20V244H19ZM49 245H48V246L46 245V246L49 247V249L51 248V249L53 250V248L50 247ZM58 245H59V244H58ZM100 245H101V246H100ZM109 245H108V246H109ZM117 245H118V244H116L115 246H117ZM132 245H133V244H131V246H130L131 249H132ZM158 245H159V242H157V244H156L157 248H155V247H154V248H150V247H149V249H147V250L144 249L145 251L143 250V247H140L141 245L138 246V247L142 248V249L139 248V249L141 250V252L137 250L138 252H140V255H139V253L137 252V253H138L137 255L141 257V258L139 257L140 259L137 257L139 260L135 257V256H136V255H134L135 252H133V254H132V250H134V248H135L136 245L133 246V249L131 250L130 255H129V252H130L129 249L127 250L128 253H125V252H124V253H125L124 255H127V254H128V255L130 256V259H131V257H132V258L135 257V259H132V260H125V259H126V258H124L125 256L121 254V253L123 252V251H121L122 248H120L119 246H118V247L120 248V251L118 250L117 252H121V253H120V256H118L119 253L117 254L118 257H117V260H116V259L114 258L113 255H116V250H117L118 248L115 247L116 250H114V249H115V248H113L114 245H112V248H113V249H111V250L108 249V250H110V251H108L109 253L107 252L108 254H110V252L113 250V251L111 252L113 255H112V254H110V255L114 258V261H113V258H112V257H109L110 255H108L107 253H106V254H107L108 256H107L106 254H104V255L107 256V257L105 256L107 259H108V257H109V258H112V260H110V261H111V262L113 261V264H114L116 261H118L119 257H122V256H124V257H122V259L124 258V260L127 261V262H124V264H171V263L173 262V259H172V262H171V259H170V262H171V263L169 262V260L167 261V259L170 258L172 255H174L175 252L173 251L174 253L172 254V251L168 252V250H163L162 248H159V247H163V245H162V246L160 245L159 247H158ZM165 245H166V244H165ZM210 245H211V244H210ZM226 245H227V244H225V246H226ZM228 245H230V244L228 243ZM233 245H235V243H234ZM238 245H240V244H237V246H238ZM249 245H251V244H249ZM249 245H248V246H249ZM7 246H8V245H7ZM20 246H21V245H20ZM40 246H41V245H40ZM44 246H45V245H43V247H44ZM64 246H65V245H64ZM64 246H62V247H63V248H62L61 245H60V247L62 248V251H63V249L66 247V246H65V247H64ZM67 246H68V244H67ZM142 246H143V245H142ZM166 246H167V245H166ZM222 246H223V245H222ZM237 246H236V248H237ZM257 246H258V245H257ZM259 246H260V245H259ZM5 247H6V246H5ZM16 247H17V246H16ZM16 247L13 248V250H14V249L17 250V251L14 250L16 253H17V252H20L21 250H23V249H21L22 246L19 247V248L21 249L20 251L18 250L19 248L17 247V249H16ZM23 247H24V246H23ZM27 247H28V245H27ZM43 247L41 246L39 251H41V248H43ZM56 247H57V245H56ZM58 247H59V246H58ZM68 247H69V246H68ZM68 247H66V248H68ZM88 247H91V248H92V245H91V246H88ZM88 247H86L87 250H88ZM105 247H106V245L103 247V248H104V252L107 250V249H105ZM144 247H145V245H144ZM151 247H152V246H151ZM168 247H169V245H168ZM184 247H185V246H184ZM184 247H182V248H184ZM189 247H190V246H189ZM211 247H212V246H211ZM211 247H210V248H211ZM233 247H234V246H233ZM242 247H244V246H242ZM253 247H254V246H253ZM253 247H252V248H253ZM262 247H263V246H262ZM0 248H2V245H1ZM6 248H7V247H6ZM6 248H5V250H8V249H6ZM44 248H45V247H44ZM54 248H55V247H54ZM61 248L58 249V250H61ZM66 248H65V250H64L65 252H66ZM69 248H70V247H69ZM73 248H75V247H73ZM103 248H102V250H101V248H98V249H99L98 251L101 250L100 252H102V251H103ZM106 248H107V247H106ZM108 248H110V246H109ZM176 248H178V247L176 246ZM185 248H186V247H185ZM213 248H214V247H213ZM234 248H235V247H234ZM263 248H264V247H263ZM27 249H28V248H27ZM29 249H30V248H29ZM49 249H48V250H49ZM70 249H71V248H70ZM76 249H77V248H76ZM95 249L97 250V247H93V250H94V251H95ZM124 249H125V248H124ZM124 249H123V250H124ZM136 249H138V248H136ZM165 249H167V248H165ZM187 249H188V248H187ZM189 249H190V248H189ZM211 249H212V248H211ZM229 249H230V248H229ZM231 249H232V248H231ZM239 249H241V247H240ZM247 249H248V248H247ZM249 249H250V247H249ZM256 249L258 250V248H256ZM9 250H10V249H9ZM9 250H8V251H9ZM42 250H43V249H42ZM52 250H51V251H52ZM56 250H57V249H56ZM89 250H90V249H89ZM91 250H92V249H91ZM91 250H90V251H91ZM173 250H174V249H173ZM179 250H180V249H179ZM192 250H194V249H192ZM200 250H201V249H200ZM208 250H209V249H208ZM221 250H222V248H221ZM234 250H235V249H234ZM241 250H242V249H241ZM241 250H240V251H241ZM1 251H3V250L1 249ZM1 251H0V254H1ZM8 251H7V252H8ZM10 251H11V250H10ZM10 251H9V252H10ZM23 251H26V250L24 249ZM37 251H38V250H37ZM70 251H72V250H70ZM73 251H75V250H73ZM73 251H72V252H73ZM98 251H97V252H98ZM124 251H125V250H124ZM134 251H135V250H134ZM185 251H186V250H185ZM202 251H203V250H202ZM212 251L215 252L214 250H212ZM249 251H250V250H249ZM253 251H256V250H253ZM12 252H13V251H12ZM46 252H48V251H46ZM49 252H50V251H49ZM49 252H48V253H49ZM54 252H55L56 254L59 253V252H56V251H54ZM54 252H53V254H55ZM72 252H70V254H71ZM80 252H79V253H80ZM87 252H88V251H87ZM92 252H93V251H92ZM95 252H96V251H95ZM95 252H94V253H95ZM97 252H96V253H97ZM104 252H103V253H104ZM114 252H115V253H114ZM182 252H183V251H182ZM190 252H191V251H190ZM192 252H193V251H192ZM213 252H212V253H213ZM222 252H223V251H222ZM224 252H225V251H224ZM224 252H223V253H224ZM232 252H233V249H232ZM10 253H11V252H10ZM20 253H21V252H20ZM35 253H36V251H35ZM48 253H46V255H47ZM50 253H51V252H50ZM63 253H64V252H63ZM67 253H68V250H67ZM73 253L75 254L76 251L73 252ZM73 253H72V254H73ZM77 253H78V250H77ZM77 253H76V254H77ZM82 253H83V252H82ZM82 253H81V254H82ZM85 253H86V252H85ZM85 253H83V254L85 255ZM88 253H89V252H88ZM103 253H101V254H103ZM188 253H189V252H188ZM199 253H201V252H199ZM203 253H204V252H203ZM212 253H211V254H212ZM220 253H221V251H220ZM241 253H242V252H241ZM251 253H252V252H251ZM251 253H249V254H251ZM255 253H257V252H255ZM3 254H6V252H5V251H4V253L2 252L1 255H3ZM7 254H8V253H7ZM12 254H13V253H12ZM17 254H19V253H17ZM24 254L26 255V254H28V253L25 252ZM33 254H34V252H33ZM43 254H44V253H43ZM53 254H52V256H53ZM56 254H55L54 256L61 255L60 253L57 254V255H56ZM74 254L71 255V256H73V257H72L73 259L70 258V262H71V259H72V261H74V259L78 257V255L76 256V255H74ZM89 254H90V253H89ZM99 254H100V253H98V256H100ZM135 254H136V253H135ZM171 254H172V255H171ZM175 254H177V255H176L177 259H176V260L178 261V256H179L180 253H179V254H178V253H175ZM192 254H193V253H192ZM192 254H191V255H192ZM213 254H214V253H213ZM221 254H222V253H221ZM230 254H234V253H230ZM230 254H227V256L230 255ZM244 254H245V253H244ZM246 254H247V253H246ZM257 254H258V253H257ZM14 255H16V254H14ZM14 255H11V256H14ZM19 255L22 256L23 254L21 253V254H19ZM19 255H16V256L14 257L15 259H14L13 257H12L11 259H12V260L14 259V260L16 261V262L14 261L15 263H19V264H21V263L19 262V261L21 260V259L19 258ZM25 255H24V257H25ZM41 255H42V254H40V256H41ZM44 255H45V254H44ZM68 255H69V253H68ZM90 255L93 256V253L90 254ZM90 255H89V256H90ZM94 255L97 256V254H94ZM128 255H127L126 257H128ZM131 255H134V256H131ZM170 255H171V256H170ZM182 255H184V254H182ZM198 255H199V254H198ZM206 255H207V254H206ZM206 255H205V256H206ZM216 255L218 256V258L221 257L220 254H219V255L216 254ZM234 255H235L234 257L236 258V255H237V254L235 253ZM255 255H256V254H255ZM262 255H263V254H262ZM3 256H4V257H3ZM3 256H1L0 259L3 258L2 260H4L5 263L2 262V260H1V262H2V264H6V261H5L6 259H4V258H5V257L7 258L8 255H7V256H6V255H3ZM17 256H18V257H17ZM27 256H29V258H31L29 254L26 255V257H27ZM40 256H39V257H40ZM47 256H48V255H47ZM50 256H51V254H50ZM82 256H83V255H81V257L79 256L80 258H79V257L77 258V261H79V260H82V261H79V262H77L76 264H84V263H85L86 258H84V257H82ZM85 256H86V255H85ZM87 256H88V255H87ZM92 256H91V257H92ZM194 256H196V255H194ZM203 256H204V255H203ZM223 256H224V255H223ZM223 256H222V257H223ZM225 256H226V255H225ZM225 256H224V257H225ZM227 256H226V257H227ZM231 256H232V255H231ZM231 256H230V257H231ZM242 256H243V255H242ZM244 256H246V255H244ZM250 256H251V255H250ZM259 256H260V258L262 257L261 255H259ZM16 257H17V259L19 258L20 260L18 259L19 261H17ZM24 257L22 256L21 258L24 259ZM26 257H25V260L28 261V263H29L30 261L33 262V261H32V259H34L33 257H32L31 260L29 259L30 261L27 260L28 258H26ZM35 257H37V256H35ZM41 257H43V256H41ZM62 257L64 258V255H63ZM66 257H67V255H66ZM66 257H65L64 259H66ZM69 257H70V256L67 257V258H68V259H66L67 261H69ZM93 257H94V256H93ZM101 257L104 258V256H102V255H101ZM101 257H100V258H101ZM183 257L185 258V256H183ZM198 257H199V256H198ZM224 257H223V259H224ZM234 257H233V258H234ZM43 258H44V257H43ZM43 258H42V259H43ZM57 258H58V257H57ZM60 258H61V257H60ZM83 258H84L85 260H83ZM88 258H89V257H88ZM88 258H87V261H88L89 259H91V258H89V259H88ZM97 258H98V257H97ZM128 258H129V257H128ZM199 258H200V257H199ZM201 258H203V257H201ZM216 258H217V257H215V259H216ZM231 258H232V257H231ZM233 258H232V259H233ZM242 258H244V257H242ZM9 259H10V258H9ZM46 259H47V260H46ZM46 259H43V260H42V261H43V264H53V261L51 262L49 258L46 257ZM61 259H62V258H61ZM64 259H62V260H63L62 262H64ZM93 259H94V258H92V261H93ZM95 259H96V257H95ZM104 259H105V258H104ZM104 259H103V260H104ZM107 259H106V260H107ZM136 259H137V260H136ZM174 259H175V258H174ZM204 259H205V258H204ZM220 259H221V258H220ZM220 259H218V260H220ZM25 260H22V261H24V263H26ZM97 260H98V259H97ZM97 260H96L95 262L93 261L91 264H93V263L96 264V262H98ZM106 260H105V261H106ZM119 260L121 261V258H120ZM176 260H174V262H175ZM184 260H185V259H184ZM199 260H201V259H199ZM213 260H214V259H213ZM233 260H234V259H233ZM233 260H232L231 262H234ZM235 260H237V259H235ZM246 260H247V257H246ZM9 261H10V260H9ZM9 261H8V259H7V264H8ZM22 261H21V262H22ZM34 261H35V260H34ZM36 261H37V262H40V261H38V260H36ZM75 261H76V260H75ZM90 261H91V260H89V262H87V264L90 263ZM101 261H102V260H101ZM120 261H119V262H120ZM141 261H143V262H141ZM195 261H196V260H195ZM202 261H203V260H202ZM207 261H208V260H207ZM207 261H206V262H207ZM211 261H212V259H211ZM222 261H223V260H222ZM10 262H11V261H10ZM31 262H30V263H31ZM62 262H61V264H62ZM106 262H107V261H106ZM108 262H109V261H108ZM119 262H116V263H117V264H122V263H123V261H122L121 263H119ZM168 262H169V263H168ZM184 262H185V261H184ZM186 262H187V261H186ZM191 262H192V261H191ZM198 262H199V261H198ZM203 262H204V261H203ZM223 262H224V261H223ZM235 262H236V261H235ZM256 262H257V260H256ZM263 262H264V261H263ZM22 263H23V262H22ZM30 263H29V264H30ZM58 263L60 264V262H58V261L55 262V261H54V264H58ZM116 263H115V264H116ZM176 263H178V262H176ZM179 263H180V260H179ZM179 263H178V264H179ZM192 263H193V262H192ZM207 263H208V262H207ZM221 263H222V262H221ZM225 263L227 264L228 262L225 261ZM11 264H12V263H11ZM26 264H27V263H26ZM32 264H34V263H32ZM35 264H39V263H35ZM40 264H41V263H40ZM64 264H66V263H64ZM70 264H71V263H70ZM98 264H100V261H99ZM107 264H108V263H107ZM110 264H111V263H110ZM172 264H173V263H172ZM180 264H183V263H180ZM195 264H196V263H195ZM198 264H199V263H198ZM204 264H205V263H204ZM219 264H220V263H219ZM235 264H236V263H235ZM240 264H241V262H240ZM250 264H252V262H251ZM261 264H262V262H261Z\"/></svg>","mask_w":264,"mask_h":264}]
</instances>
